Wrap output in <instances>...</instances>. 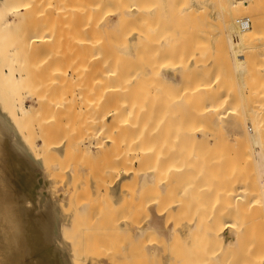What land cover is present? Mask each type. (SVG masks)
I'll return each mask as SVG.
<instances>
[{
    "label": "bare ground",
    "instance_id": "obj_1",
    "mask_svg": "<svg viewBox=\"0 0 264 264\" xmlns=\"http://www.w3.org/2000/svg\"><path fill=\"white\" fill-rule=\"evenodd\" d=\"M34 1H36V0H34ZM41 1L42 2H38V3L32 1V5H33L32 6L31 3H30L31 1H29V0H0V28L1 27H5V28H7V30L8 29L10 30L11 28L14 27L12 24H15L16 27L20 26L21 29H22V31L17 35L18 39H15L16 41L13 40L14 42L12 41L10 43L9 47L6 46V45L4 47L3 46L0 47V59L2 60V64L0 66V81L4 82L6 84H9L11 86H14V87L18 86V85L21 86L19 88V90L18 89H16V91L14 90L15 94L12 97H10V99L8 100L10 109L15 110V113L18 116L29 117V116H34L37 113H39V109L41 108L40 107V103L41 102H42V112L44 111V109L46 110V108L47 109H53V108L56 109V108H59V107H61V109H62V107L64 108L65 104L63 103L62 100H61V102H60V100L57 101V102H54L52 100V98H50V97H48V98L42 97V99H41V97H39V95L35 94L36 92L33 91L32 87L30 85L31 84L30 82L32 81V79L34 80L36 74L38 73L37 70H39L40 68L39 69H35L36 67H39V65H38L39 63L38 64H35V63L31 64V65H38V66H35V68H32V69L28 68V62H27L28 61V55H29V53L32 52L30 50H33V51L37 52L40 49L39 47H42V49H40V50H42V53L40 51L41 58L43 59L42 63L40 62L41 60H37V59H39L40 55L39 56L37 55L38 58L36 57L37 59H36L35 62L39 61L42 64V66L41 65L40 66L42 68V72L41 73H42L43 78H44V75H46V77L48 75V77H49L48 80L46 81V85H45L47 90L48 89L51 90L53 88L52 86H54V85H56L58 83H62L63 82L61 84V85H63L65 83L64 81L67 80L68 76H69L70 79H76V81H75L76 86H80V80L82 79L84 74L89 77V80H90L89 84L90 85H89L88 94L86 95V97L84 99L81 97L82 94L79 93L80 90H78V92L76 93L77 89H75L73 91V95H72L73 99L76 96L79 95L80 96V97H78L79 98V103H80V101H81V103L83 102V104L85 103V105L87 106V110L90 112L87 119H88V124L91 126V130L89 129L88 136L86 137V139H88V140L85 139V142H83V146H84V148L88 147L89 149H92L94 151L98 150V153L102 152V157L105 160L104 164L106 162H108V163L111 162L109 160L107 161V159H106V155L107 154H109V155L111 154L114 157L113 159L115 160V162L117 164H115V162H113V164H114V166L116 165L117 167H115V169H114L112 167L113 164H110V167H112L114 169V171L116 170V168H119L118 171L116 172V173L119 172V179L116 181L119 184L123 180L129 179L131 175L136 174L137 177L133 176L134 178L140 179L139 181H141V179H142V181L145 180L146 184H151L153 186L154 182L152 183V178L153 177H155V178L157 177L158 179L157 178L155 179L156 183H155L154 188L157 189V187H160L157 190L159 192V190L161 191V189L163 187H165L164 185H162L163 187L161 186V184H162L161 183V181H162L161 179H163L165 181L168 179V182L171 181V179H169V178H171V176H173L172 172L177 173V171H179L181 168H187V167L189 169H192L194 166L197 165L195 163L196 161L197 162L199 161V163H198V165H199L200 161H201V163H205L208 159H211V160L209 162H207V163H211V162L213 163V164L212 163L210 164L211 167H212V165L214 167H216L218 165V167H219L220 165L217 164L219 162L218 161L219 160V156H220V158H221V155L224 156V153H223L224 150L226 149L225 151L227 152V150L229 149L228 150V154L225 152L227 155L225 154L226 157H224L225 159H227L229 157V159H227V160L221 159L220 163L225 164L226 167L230 166L231 162H232V164H231L232 166H233V164L236 165L238 163L237 167H238L239 170H236L237 167L234 168L235 165L233 167L230 166L229 168H231V169L233 168V171H230L231 169H229V171H230V173H229V171H226V170H228V168H225L221 164L222 167L221 166L220 167L222 168L221 169L222 172H224L223 170L225 169V172H227V174L229 176V177H227V179H224V177L226 178L227 174L224 172L226 174L225 176L223 174L224 177L222 176V174L220 175V176H222L221 177V184L223 183L222 185H224V183H225V185H226L227 182L234 181L232 179H235V178H232V176L230 177L231 173H233L235 171L237 173H238V171L242 172V169L240 170V168H242V167H240V165L241 166L243 165V163L240 162V160L242 158H243V162L245 164L243 169L246 167V165L249 164L248 165L249 167L245 168V176L249 175L250 171H252L250 167L252 166L251 163H252V159H253V164H255L256 169L258 168L257 172L259 174L258 173L257 174L260 175L258 177L259 184H257V182H258L257 179H256L257 182L255 184V188H253L251 186V184H252L251 182H250L251 184L248 183V180L250 178H252V174L250 173V175H251V177L249 175L250 178L247 177V176L244 177V175H243V177L241 176V178L235 179V182H236V180H238V181L240 180L239 182H241L242 179H243V181L245 179L246 180L248 179L246 184L242 183V182L239 184V183H237L238 182L237 181L236 182L238 184L237 186L234 185V188H233V186H231V188H233V190L231 188H229V189L226 188L227 190H226V192H224L227 196L229 195V197L231 196L229 192H231L233 197H237L234 201L243 202L242 205H239V206H241L242 209L244 208L243 210L241 209L243 212L248 211V213L247 214L243 213L244 216L241 213L242 217H241V215H240V217L238 215H236L237 217L236 216L232 217L231 216L232 212H230L231 215H229V216L228 215L225 216V214H226V212H225L224 216H217L218 215L217 214L216 217H213L214 216L213 212H216L214 210H217L216 207H219L217 205L218 204L220 205L222 203L218 202V204H217V202L213 203V201H212V204H211L212 206L209 205V207L211 209L214 207V209L211 210L212 212L209 211L210 210L209 209L208 211H206L204 213L205 216L208 214L207 212H209L210 214L212 213V217L210 218L209 214H208V218L205 219L204 216L200 215V221L201 222H205V223H203V224L206 225V228H204L205 231H206V229L209 228V230H208L209 233H207L205 235L206 236H211L212 238L211 237L210 238L212 240L216 241L220 245V248H219L218 251L217 250L216 251L215 250H212V251L210 250V252L207 253V256L209 258L213 259V261L211 263H209V264H264V240L262 239V238H264L263 237L264 235L260 234V233H263V231H264V230H261V229H264V227L261 228V226L264 225L263 221H261L263 218L259 219V217H255L254 214H253V213H256L255 214L256 216H258V215L261 216L260 213H262V215L264 216V214H263L264 209L262 210V208L264 207V202H263V204L259 203V205H258L259 201L258 202L255 201L254 198H253V200H254L253 202L245 200V199H247L246 197L248 195L249 196L251 195V197H252L253 194H249V193L253 192V191H254L255 195L256 194L258 195V197H259L260 194L261 195L264 194V136H262L263 134L261 135V133L264 132V107H262V105L260 106V104L258 105V103L257 104L254 103V100L257 99L256 97H254V96H256V93H255L256 91L252 92L254 87L258 86V84L256 85V83H254V82H259V83L260 82H264V76H263L264 72H260V69L258 68V66H256L259 69L257 75L258 76L262 75L263 76V80L261 78L262 76L261 77H258V76L256 77V78H259V79L261 78L260 81H256V78L254 77L255 80H253L252 83H254L253 85H255V86L253 87V85H252L253 89H250V88L246 89V87H245L247 85V83L245 84V82L249 80V78H250L249 76H246V77H248V80H246L247 78L245 76H244V78H245L246 81L243 80L244 79L243 75L247 74L246 70H245L246 66H247V69H248L247 63L249 64L248 61L251 60V59L249 60L247 58L246 52H249V54L247 53V55L250 56L251 52L253 54L255 51H257L252 46L249 47L248 43H249V41H252L253 39H255L257 37V35H255V34H258V31H262V33H264V26H263L264 24H261L262 21L264 22V19L261 18L260 19L261 21H258L259 19L256 18L257 10L259 11V13H261L263 11L260 8V6H262L264 4L263 3L264 0H262V4H260V6L258 4H259V2L261 0H219L220 6H221V12H222V15L224 16V21H225V30H226V35L225 36H226V40H227L226 44L228 42V45H226V46H228V48H227L228 49L227 50L228 53L227 54H230V56H231V57H229V55H228V58H230V60L232 61V67H233V69L236 72H238L239 78L241 79L240 80L241 81V86L240 87H242V88L239 89V90H241L240 91V103H241L240 105L241 106H238V104H236L237 105L236 108L234 106H232V104H233L232 102L237 101V98H239V97L235 98L236 99L235 100L233 98V95L236 94V93L239 94V90H238V92L237 91H233V92H236V93L232 92L233 94H231V92L229 91V93L232 96L228 93V88H226L228 86L227 85L228 83H226V82H227L228 78H230V76L228 77V74H226L227 77H228V78L226 77V79H224L223 76H222V79H221V76L218 75V77H214V78H217L218 80H215V79L212 80V83L210 85L208 83H199L198 82V84H196L193 89H190V84H188V83H190V82L193 83L192 78H194V77L190 78L191 74H188V71H189L188 68L190 66V62H191L190 60H193L194 58L189 60L188 57H190L192 55L191 52L196 51L195 49L198 48V47L197 48L195 47V49H192L190 47L191 43H189V42L191 40L189 42H187L188 40H183V42L186 41L187 43H189V44H185L184 43L187 46L182 44L181 43L182 41L180 42V40L184 39V37H182V38L180 37V40L177 41V42L180 43V45H182L181 47L185 46L184 47L185 49L179 48L180 45L178 46V48L181 49V50H179L177 48L179 52L177 53L176 59L178 57H180L181 54L184 55V57H185V55H187V59H186V62H185L184 59L182 57H180V58H182V62H180V63L178 62L177 63V60H179V58L177 60H175V59H173L174 58L173 57L172 61L175 60L174 63L176 62L177 63V64L175 63L176 65L172 64L173 63L172 61H171L172 63L169 61L171 63V65H172V66H170L171 70H174L173 72H176V73H174L175 75L171 76V74H169V73H165V72L163 73L162 69L158 70L159 69V62L158 61H160L158 59H160L162 57L161 55H163V57H164V54H162L163 52L160 53V51L161 50H166V49L162 48V45H161L162 43L164 44L166 41H164L161 38L163 37V34L166 33L165 36L167 37L166 40L168 39L167 40L168 42L171 41L169 39H171L172 37H173V40L176 39V37L174 38V35H172V37H170L171 33L173 34V29L174 28L171 29L168 32V30L170 29L169 28L167 30V32H166L167 28L164 29L165 27L163 26L164 27V28L162 27L163 28V34L161 33L162 35H161V38H160L163 42L160 39L159 40L155 39L157 43H155V42H153V44L150 43V44H152V47L153 46L156 47V45H154V44L160 45V47H161V48L160 47L159 48L156 47L157 49L154 48V49H156L155 53L158 51V49H160L159 53H157V55L161 54L160 55L161 57L157 56L156 57V61L154 62L155 66H156V64L158 62V64H157L158 65V69L157 70H158V72L160 74L158 73V76H156V77L154 76L155 73L153 71V68L155 66H153L152 63H153V59H155V57L152 58V62H151L150 58L149 59L148 58H144V57H146L145 55L149 54V51H150L148 48L147 49L149 51L144 47V46L147 47L146 43H148V41H150L147 36L150 35V36L155 38L157 36L155 34V32L157 33V31L159 32V30H160L159 29L160 27H156V29L154 31L151 30V31H153L154 34L151 31L150 32L148 31L149 33L146 31V30H150V29H146V26H147V28L148 27L150 28V26H151V29H153L152 28V26L154 27L153 21L158 17V15H156L157 17L154 18L155 16L153 15V13H155V11H157V10H155L154 8H150V7H152L151 5H153L151 0L150 1L146 0V2L148 1L147 2L148 4H150L149 2H151L150 6L149 5L146 6V7H148L147 9H146V7H144V4L146 3V2H144L145 0H143V4L140 2L141 6H138V4H139L138 0H41ZM152 1H153L154 5H156V2L158 3V1H155V2H154V0H152ZM161 1L162 0H160L159 2L161 3ZM165 1H168V0L162 1V4ZM178 1L179 0L175 1L176 4H175V2L173 0L170 1V2H173L174 3L173 6L176 8L177 6L179 7L180 5H182V7H183L182 3H184L187 0H183L184 2L183 1H181V2L179 1L181 4ZM193 1H195V0H193ZM196 1H197V4H199L198 0H196ZM177 2H178V4H177ZM187 2H189V0ZM34 3L35 4L37 3V5L39 3H42V7L40 5L37 6L38 9L41 7L42 14H40V11H41V9H40V11H38L37 15L39 14L40 18L42 16V22H44V24L46 23V24H51L52 25L53 24L52 22L56 23L58 21H66V24L63 23V24H65V25H63V28L70 27L72 25V27H70L72 29V32H73L72 43H73L74 46L77 47V56H78L79 61L81 63L77 64V62L74 60L73 63H72L73 66L70 69V73H66V70L60 71L58 65L54 64V62H52L53 55L51 54L52 53L51 52V48H52L53 45H51L52 44L51 43V39H52V36H53V31H54L55 24H53L54 26L45 24V29L43 30L42 35H44V37L46 39L44 40V42L41 43L42 46L40 45V46L36 47V45H35L36 41L39 38L38 35H36V34H31L29 36L25 35V34H29V33H25V31H27V27H28V26L26 27V25L24 23L25 20L27 19L25 17V14L26 13L28 14L27 10L29 8V5H30V7L32 6L33 8L36 7V5ZM165 4H166V2H165ZM165 4H164V6H165ZM25 5H28V7H25ZM34 5H35V7H34ZM157 5H160V4H157ZM161 5H160V8L162 7ZM186 5L189 6V4H186ZM214 5H216V4H214ZM188 6H187V8H188ZM140 7H144V8H140ZM174 7H173V9L171 7L172 11L173 10H175V11L178 10V8L174 9ZM199 7L203 8L205 6L199 5ZM33 8H29V13H30V9H31V14H32V9ZM202 8H201V10H199L200 8L198 9L199 12L203 11ZM262 8H264V7L262 6ZM38 9H36V10H38ZM171 9H169V10L171 11ZM193 9H192V7L189 6V10L188 11L192 10V12H193ZM207 9L208 8H206V10ZM259 9H261L262 11L259 10ZM164 10H162V11H164ZM169 10H168V12H169ZM180 10H181V8H180ZM175 11H173V12H175ZM188 11H186L184 9L182 10L184 16H185V14L188 13ZM214 11H216V9H214ZM166 12L167 11H165V13ZM192 12H191V14H193ZM221 12L219 11V14H221ZM247 12H248V16H245V14L247 15ZM156 13L160 14V16H161V14L162 15L164 14V12H162V13L156 12ZM203 13H204V11L202 12V14ZM243 13H244V15H243ZM179 14H181V13H179ZM183 14H181V18L183 17L182 16ZM197 14H198V12H197ZM197 14H195V15H197ZM202 14H199V15L202 16ZM241 14L243 16H240ZM166 15H168V16L171 15V17L173 16L171 12H170V14L166 13ZM176 15H177V17L175 16V19L177 18L176 20H178V22H179V18H178L179 16H178V14H176ZM203 15H206V12ZM214 15H216V14H214ZM39 16L36 17V14H35V17H34L35 21H37L39 19ZM198 16H195V18L196 17L198 18ZM147 17H150V19L152 17V19L150 20L149 23L146 24V22L149 21V19ZM187 17L190 18V15H186L185 21L189 20ZM145 18L148 19L147 21H145L146 25L144 24V26H143V24H140V23L138 25V23H137V25H138L137 26L136 24H134L137 21L141 22V20H144ZM173 18H174V16H173ZM173 18H172V20H173ZM181 18H180V20H181ZM197 18H196V20H197ZM158 19L159 20L161 19V21L164 20L163 17L162 18L159 17ZM175 19L173 20V23L171 22L172 24H175V22H174ZM192 19L190 18V20H189L190 23L187 21L188 24L191 25L193 23ZM203 19L205 21V16H204V18L201 19L202 21L201 20L200 21L197 20L196 22L199 23V25H200L201 22H203ZM254 19H255V21L257 20L256 24H255ZM251 20L253 21L252 23H254L252 25H251ZM33 21H34L33 19H32V21L30 20L31 23ZM68 21L70 22L69 26H66V25H68L67 24ZM156 21H157V19H156ZM156 21H154L155 25L159 26V23L161 21L157 22V24H156ZM11 22H12V24L10 25L9 23H11ZM28 22H29V20H28ZM48 22H50V23H48ZM163 22H165V21H163ZM196 22H195V25H197ZM259 22H260V26H262V27L259 26ZM143 23H144V21H143ZM180 23L183 24V21H181ZM6 24H9L10 26H7ZM34 24H36V23H34ZM128 24L129 25L132 24V26H129ZM29 25H31V24H29ZM140 25L142 26V28L143 27L145 28V31L147 32L148 35H146L145 31L144 32L142 31L144 29L140 28L141 27ZM162 25L163 24L161 23L160 26H162ZM192 25L194 26V24H192ZM211 25L212 24H210V26ZM254 25L259 26V28L256 26L257 29H255L256 27ZM127 26H128V28L131 27V29H125V27L127 28ZM165 26H167V25L165 24ZM172 26H174L176 28L175 25H172ZM182 26H184V25H182ZM186 27H187V23H186ZM186 27L184 26V28H186ZM190 27H189L190 32L194 31V34L190 33L188 31L189 35H190L189 37H191L193 35L194 38L192 36L191 39L192 38L195 39L196 37L198 38V39L197 38L195 39L196 43L193 42L194 40L192 41L193 42L192 45H194V43H195L196 46H200L201 44L200 45L198 44L201 41L200 39H202V43L207 42L206 41L207 38H205V37L206 36L209 37V35L206 34V32L205 33L203 32V34H202L203 37L200 38L199 35H201V34H199L198 29H197L198 32H196L195 31L196 28L192 27L193 30L191 31ZM199 27L201 28L202 24ZM29 28H33V26H31ZM157 28L159 30H157ZM197 28H198V25H197ZM205 28H206V26L204 27V29ZM186 29H188V28H186ZM208 29L210 31V27ZM259 29H261V30H259ZM164 30H165V32H164ZM3 31H4V29H3ZM185 31H187V30H185ZM188 32H186L187 33V39H190V38H188ZM210 32H209V34H210ZM2 33H4V32H2ZM169 33H170V35H169ZM197 33H198V36L195 35ZM200 33H202V32H200ZM262 33L259 32V34H262ZM157 34L159 35V33H157ZM259 34H258V36H260ZM212 35H214V34L212 33ZM145 36H146V38H145ZM184 36H186V35H184ZM212 37L216 38L214 36H212ZM143 38H145V39H143ZM204 38H205V41L203 40ZM141 39H143V40L147 39L148 41H143ZM260 39L261 38H259V41H263L264 40V38H263V40H260ZM155 40L153 39V41H155ZM253 41H252V44H253ZM254 42H258V41L256 40ZM262 43L263 44H261V48L263 47V49H264V46H262V45H264V42H262ZM150 44H148V45L150 46ZM209 44H210V42H209ZM168 45H170V44H168ZM174 46L177 47V45H174ZM201 46H203V44ZM253 46H255V45H253ZM34 47L38 48V49H34ZM164 47H167V46H164ZM175 47H173V48L175 49ZM186 47L187 48L189 47L188 48L189 51L191 49L193 51L189 52L188 50H186ZM251 47L254 50L250 52L249 48H251ZM256 47H257V45H256ZM144 48L148 51V53H146L144 55V57H143V53L145 52V50H143ZM173 48H172V50H173ZM199 48H198V50H199ZM151 49H153V48H151ZM169 49H171V48H169ZM248 49H249V51H247ZM141 51H143V52H141ZM171 51H168V52H171ZM181 51L182 52L188 51V54L186 52H185L186 54L181 53ZM244 51H246V52L244 53ZM176 52H177V50H176ZM210 52H211V49H210ZM141 53H142V55H140ZM152 53L153 52H151L150 55H152ZM179 53H181V54H179ZM263 53H264V51H263ZM263 53L259 52V54H262V55H263ZM34 54H36V53H34ZM214 54H218V53H214ZM256 54L258 56V53H256V52L253 54L252 57L250 56L252 58V60L255 57H257ZM21 55H22V57H24V55H26L27 57H24V59H23L21 57ZM211 55H213V54H211ZM218 55H220V54H218ZM193 56H191V57H193ZM260 56L258 57L259 59H260ZM216 57H214V58H216ZM221 58L222 57H220V60H217V61H221L223 63V66L226 68L225 70H227V67H226L227 66V62L225 63V61L228 60V58H225V60L222 58L224 60V62L221 60ZM262 58L264 60V56H262L261 59ZM216 59H219V57L216 58ZM247 59H248V61H247ZM82 60H84V61L82 62ZM142 60H143V62L145 60L144 64L141 62ZM162 60L163 59H161V61ZM187 60H189V61H187ZM258 60H256V64H257ZM263 60L262 61L260 60V63L262 62V66L264 67V64H263L264 61ZM29 62H31V61H29ZM166 62H167V60H166ZM251 62L252 61H250V64H251ZM224 63L226 64V66L224 65ZM260 63H258V64H260ZM165 64H162V65H165ZM253 64H255V61H254ZM169 65L170 64L167 63L166 66H169ZM194 65H195V63H194ZM195 66H198V65H195ZM220 66H221V64L219 65V67ZM251 66H250L251 69L249 68L250 69V73H252V71H254L252 69H254L255 65L254 66L251 65ZM260 66H261V64H260ZM160 67H161V65H160ZM224 67H223V70L221 68L219 70L225 71ZM193 68H191V66H190V70L191 71H192ZM195 68L192 71V75H195V73H193L194 71H196ZM228 68H230V67H228ZM28 69H31V71L35 69L36 71L35 70L34 71L36 72V74H34V76H33L32 73H34V71L31 73L30 71H28ZM177 69L180 70L179 73H177V71H176ZM219 70H217L216 72L219 73ZM229 70H227V71H229ZM191 71H190V73H191ZM227 71H225V72L228 73ZM155 72H157V71H155ZM256 72H254V73H256ZM229 73L231 74V72H229ZM254 73H252V74H254ZM186 74L189 76L190 79L187 80ZM236 74L237 73L234 74L235 77H236ZM259 74H261V75H259ZM249 75H251V74H249ZM40 76L41 75H39V77ZM153 76L155 77V79H157V81L154 79L156 81V83L158 81H160V82H162V84L168 85L167 87H168V89H171V91L176 90V92H174L175 94L173 95V98L174 97L175 98L178 97V99L174 98L175 101H173V102H176V100H178V101L181 100V97L183 99V100H181V105H179L180 103L178 101L177 102L179 104L177 102L174 103L175 106L176 105L180 106L181 107L180 109L178 107L173 106L171 103L167 104L169 101L172 102V100H169L168 102L166 101L167 103L166 102L165 103L168 105V109H169V106L173 107L174 109H176L175 112H174V110L172 112V110H171L172 108H170L171 111L169 110L168 111L169 113H172V114L175 113V115H177L176 114L177 111H179V110L183 111L185 109L186 113L189 112L188 114H191L190 112H192V111H189V108H190L189 106L190 105L189 104L186 105V103L188 101H189V103L191 102V104H192V98L193 97L191 98L189 95H191V96L193 95L196 98V100H198V102H199L198 103L199 106H197L195 108V110H193V112H192L193 113L192 115H193V118H194L193 121L196 120V121L200 122L197 125H193L192 124V123H194L191 120L192 116L188 120V116H190V115H188L185 118L183 116V115H185L184 111H183L184 113L181 111L182 115L179 114L180 111L177 112L179 114V116L181 115L180 117L183 116L182 118H185L183 120V123L185 121V123H184L185 127H186V125H187V127H189V123L191 125H193L194 127L199 125L198 127H195V128L192 127L191 129L190 128L188 129V128H184L183 127L184 125H183L182 122L180 123V126L183 125L182 126L183 130L187 129V130L184 131V135H182V137L185 136L184 139L186 138L185 140H188L186 142L189 143V144H186V142L183 139V142L185 143V145L186 146L189 145V148H188L187 151L190 152V153H188V156L186 158H185V156L187 155V151L185 150L186 152H184L183 149H181V151H183V152L179 151L178 150V145L179 144L178 145L174 144V147L176 146L175 148H177L176 151L177 152L179 151L178 154L175 151V148H173V144H172V146H171L172 148L170 150H168L167 152L165 151V153L162 152L164 150V148L167 149V147H166L167 144L165 143L164 148L161 149L160 144H159V138L160 137H158V136H159L162 128L159 129L160 128L159 127V128L156 129V127L157 126H163V127L165 126V129H163V130H166V125H168L169 121H167L168 117L167 118H163L164 117L163 116L161 118L163 120L165 119L166 122H168V123H166L165 121H163V123H162V121L159 119L157 121L158 122L161 121L160 123H162V124H160V123H158L156 121V117H155V122L157 124H160V125L156 124V127L152 125L151 121L153 120L152 119L153 118L152 117L153 116L152 115V106L153 105L151 106V103L152 104H154V103L151 100H154V99H152V96H153L152 94L157 93L155 91V89H154L155 92L154 93L152 92V86L154 84H151L152 82H150L151 81L150 78L153 77ZM214 76H216V75H214ZM50 78H52V79L54 78V80H55V78L56 79L58 78V79L53 81V80H50ZM158 79H160V80H158ZM220 79L223 80V82L226 80L225 81L226 87H224V88H226L227 90L224 91V92L225 93L227 92L229 95L228 94H226V95L224 94L225 96L221 95V94H223V92H221L223 90L221 89V91H220L219 89L222 87L221 85H223V83L222 84L220 83V81H221ZM58 80H60V81L58 82ZM186 80H187V83H186ZM251 80H249V81L251 82ZM56 81H57V83H56ZM198 81H200V80H198ZM228 81H230V80H228ZM200 82H202V81H200ZM233 82L234 81H232V84H234ZM187 85H189V86H187ZM214 85H217L216 87L218 89L217 88L215 89ZM154 87H155V85H154ZM165 87L166 86H164L162 88V90L165 89L164 93H165L166 88H167V87L166 88ZM250 87H251V85H250ZM260 88H261L260 91H258V89H257V91H258L257 95L261 94L260 92H262V89L264 91V87L262 88L260 86ZM234 90H237V89H234ZM157 91H158V89H157ZM166 92H168L166 94H169L170 91L168 90ZM161 94H163V93H161ZM161 94H157V98L158 99L155 96L154 97L159 101V98H161V97H158V95H161ZM166 94H164V95H166ZM171 94H170V96H171ZM263 94H264V92H263ZM188 96H189V98L191 100L189 98H187ZM186 98L189 99V100L186 101ZM225 98H226V100H225ZM258 98H259V96H258ZM25 99L28 100L27 101L28 104L26 103ZM184 99H185L186 103H185ZM263 99L264 98H261V95H260V99H257L256 102L257 101H259V102L262 101L263 102L264 101ZM157 100H154V102L157 101ZM167 100H168V98H167ZM164 101H165V99H164ZM226 101H228V102L226 103ZM160 102H162V98H161ZM230 102L232 103L230 105L233 108L232 110L235 109L236 112L240 113L239 116H238L239 120L241 119V117H243L242 118L243 121L245 120L243 123H241V121H239V120H238L239 123L232 122V120H231V122H229L230 120H227V119H229L228 117H233L232 115H229V114L236 113L235 110L234 111L230 110L231 107H230V109L229 108L227 109V107L224 105L225 103L227 105ZM237 102L239 103V101H237ZM165 103H163V104L166 105ZM156 104L158 106V104H160V103L159 102L158 103L155 102V105H154V107L159 108V107L156 106ZM182 104H185L186 106L185 105L184 106L186 108H183ZM233 105H235V103ZM79 106H80L79 108H81L82 105H79ZM187 107H189V108H187ZM238 107H240V111H239V109L237 110ZM160 108L162 109L161 106H160ZM186 109H187L188 112L186 111ZM154 110H156V109L154 108ZM162 110L165 111L166 109L164 108ZM168 112L166 111L165 117L168 116ZM154 113H156V112H154ZM236 114H235V116H236ZM159 115L160 114H158V116ZM7 116L8 115L6 113L0 112V231H1L0 232V264H23V263H20L21 261L17 257L18 256V252L17 251L10 252L12 254H9V255H4V252H6V249H5L6 239L4 238L5 234H17V239H18V241L21 244H24L26 246H30V248H32V250L36 252L35 255L32 253V257L37 256V252H39L41 250H42V253L43 252L45 253L47 251H52L53 252V250H54V253H57L59 255L63 254V252L65 251L64 244L66 242L64 241L65 243L64 244L61 243L60 245L57 244L56 234L54 232V225H51L49 223H43L42 225H40L39 223H35V225H34L33 223L26 222L25 218H22V216H26L28 214L27 213L28 210L24 206H22L20 204L19 200L16 199V198L19 196V190H18L19 187L22 185L23 182H25V180H28V178H27L26 174L21 175V174L18 173V170L20 168L16 167L15 164H16V160L17 159L18 160L21 159V161L24 162L23 157L27 156L26 154L30 155L29 151L27 150V149H30V147H28L26 145V143H24V141L22 139L21 140L19 139L20 138V132L18 131V129L15 126V124L13 122H12L13 124L10 122V120H9V118ZM170 116H171V118H172V116H173V118L175 117L174 119L177 118V121H178V118H180L179 116H174V115H169V118H170ZM43 117H45V115ZM61 117H62V115H61ZM52 118H53V115H52L51 119ZM65 118H64V120H65ZM159 118H160V116H159ZM171 118L169 120L172 121L173 118L172 119ZM182 118H180L179 121H181ZM54 119H55V123H56L58 121V118H55V116H54L53 120ZM53 120L50 121V119H49L48 121L52 122ZM66 120L68 121L67 118H66ZM190 120L192 121V123L190 122ZM226 120H227V124L229 123L228 126L225 123ZM187 121L189 122L188 124H187ZM46 122H47V120H46ZM164 122L166 123V125H163V124H165ZM220 122L223 123V124H220ZM43 123H45V122H42V124ZM52 123H54V122H52ZM55 123L53 124V128H54V125H55L56 126V129H55L56 131L53 128H51V127H50L51 129H49V127H47V126H49V124L45 123L47 125L46 126L47 130L48 131L51 130L53 132H51V131L47 132L46 131L47 133H49L50 136H47L48 134L47 135L45 134L46 136L42 135L41 144H42V149H43L42 150L43 151L42 155H43V153L48 154V157H51V159H52V160L50 159V161H53L52 164L55 165V166L54 165H52V166H54L56 168L58 166V165L56 166V163L58 162V164H60L59 160H61L64 157H66V160H67V158H69L68 156H66V155H69L67 153L68 151L66 149V145L68 146V142L67 141H69V140H66V139H69L70 137L69 138H64V137H62V136H64L62 134L60 139L64 138L66 141L65 140L55 141V140L58 139L60 134L63 133V131H61L62 130L61 127L64 125V124L61 125V123H60V125L58 123H56V124ZM63 123H64V121H63ZM149 123H150V126H149ZM175 123H177V122H175ZM234 123H235V125H234ZM236 123H237V125H236ZM216 124L220 125L219 126V130L217 129L218 125H216ZM58 125L61 126L60 127V133H58L59 132L58 131L59 130ZM229 125H230V127L232 125V127H231L232 129L237 126V128H236L237 130L234 129V131H237L238 133L234 134V132H232L234 136L235 135L238 136V137H236V139H233V140H237L236 141L237 143H235L234 141L232 143H233V145L236 144L238 147L237 146L234 147L235 145L233 146L231 141L230 142L228 141L229 139H227V142H228L227 143L226 140L224 139V136L222 137V135H220V134L218 135L217 134V136L218 137L220 136V137L219 138L216 137V138H218V140L220 142L217 140L218 144H214V145H217L216 148L218 147L219 149H221V152L219 150L220 155H218L219 152L216 151V148H214V150H212L213 147H210V145H209V147L211 148V151H213V152L216 151L217 152L216 154L211 152L209 147H207V148H209V149H207L208 151H210L209 153H208V151H206V148L203 149V146L206 147V145L210 144L209 141L213 142L214 140H216V138H214V136H216V133H214L213 131H216V129H217L219 131V133H222V131L224 129L221 131V129H222L221 126H224V128L227 127L225 129V131H224V132H226V130L229 128ZM180 126H178V127H180ZM46 127L43 128V126H42V130H46L45 129ZM85 127L87 128L88 126H85ZM169 127H167V128L169 129ZM171 127H173V126H171ZM171 127H170V129H171ZM182 127H180V128H182ZM214 127H216V128H214ZM65 128H66V126H65ZM67 128H68V126H67ZM70 128H69V131L71 132ZM168 129L166 130V132L169 131ZM230 129H228V130L231 132ZM87 130L88 129H86V131ZM158 130H160L159 133H158ZM173 130L174 129L172 128L170 130V132L173 131ZM175 130H176V128H175ZM177 130H179V128H177ZM177 130H176V132H177V134H179ZM54 132L55 133L57 132V135ZM70 132H69V134H70ZM43 133L44 132H42V134ZM52 133H54L56 136L55 135L52 136ZM157 133H158V135H157ZM212 133H214V136L212 135ZM227 133H228V131H227ZM85 134H86V132H85ZM163 134L168 136L167 134H169V133L163 132ZM171 134H173V133H171ZM171 134H169V136H168L169 138H171L170 137ZM181 134L182 133H180L179 136H181ZM200 134L204 136V140H200L199 139V135ZM226 135H229V134H226ZM44 136L47 137L48 141L46 140V138ZM210 136H213V141H212V137H210ZM234 136H233V138H235ZM173 137H174V135H173ZM182 137H179V140L180 139L182 140ZM48 138H50V139H48ZM222 138L225 140L224 142H222L223 141ZM170 141L173 142L174 139L173 138H172V140L168 139L167 143L170 142ZM176 141L178 142L177 138L175 139L174 142L176 143ZM183 142H182V144H183ZM105 143H106V147L104 146ZM170 144H171V142H170ZM182 144H180V145H182ZM22 145L24 147H22ZM81 145H82V143H81ZM180 145H179V148H181ZM214 145H212V146H214ZM219 145H221L223 147H219ZM229 145H232V146H229ZM226 146H229V147H226ZM21 147H22V149H21ZM25 147L27 149H24ZM104 147L106 148L105 150H104ZM84 148H82V149L85 150ZM89 149H88V151H87V149L85 151L89 152ZM238 149H239V151H238ZM201 150L204 151L205 153L207 152L208 154L212 153L211 154L212 156H210L212 158H210L209 155H207V157H206L205 154H202ZM222 150H223V152H222ZM232 150H234L233 151V155H231ZM108 151H109V153H108ZM169 151H170V153H169ZM173 151L175 153V156L177 154L178 155L177 157H180V159L177 158L178 160H182L183 158L186 159V160L183 159L184 162H185V165H187L186 167L184 165L183 160H182L183 163L180 161L182 164H179L178 160L174 159L175 161H177V162H175V161L172 160V158L170 159V157L171 156L173 157V155H174L172 153ZM230 151H231V153H230ZM32 153H34V152H32ZM46 154H44V156H46ZM90 154H92V153H90ZM167 154H170V155L172 154V155L171 156L168 155V160H167V158L165 160L163 158V155L167 157ZM179 154H181V155H179ZM229 154H230V156H229ZM103 155H105V157ZM109 155H107V157ZM236 155L238 156V158L241 156V159L239 158V160H238ZM175 156H174V158H175ZM203 157L207 158V160L205 159L206 161H204V162H203V160H204ZM214 157H216V158L218 157V158L214 159ZM110 158H111V156L108 159H110ZM102 159H101V161H102ZM163 159H164V161H163ZM193 160H194V162H193ZM214 160H217L216 161L217 163L214 162ZM222 160H224L225 163ZM229 160H230V162H229ZM232 160H234V161H232ZM62 161H65V159L61 160V162ZM67 161H69V159ZM172 161L175 162L174 163L175 166L173 165L174 171L171 168V170H172V172H171V170H170V168L168 166V163L171 162V164H173ZM188 161L191 162L192 168H190L191 167L189 165L190 163L189 164L186 163ZM66 162H64L65 163V169H66V167L69 166V165L66 166V164L69 163V162H67V163ZM165 162L167 163L168 167L166 166ZM192 162H193V164L195 163V165H193ZM228 162H229V164H226ZM45 163H46V165L49 164L47 162H45ZM108 163H106V164L109 166ZM162 163H165V164L162 165ZM176 163H177V165H176ZM61 164H60V168L62 167V169H63L64 166H61ZM101 164H102V162H101ZM27 165H28V162H27ZM71 165L72 164H71V161H70V167H74V165L73 166H71ZM164 165L167 168H164L165 169V173H164V175L161 178V177H159L161 173L159 172V168L158 167L160 166L161 168H163L162 166H164ZM108 166L105 167L103 165L102 169H104V168L109 169ZM202 166H205V165L202 164ZM206 166H207V164H206ZM70 167L66 170L68 173H69L68 170H70L71 172L75 171V170H73V168L71 169ZM218 167H216V168H218ZM136 168H152V169L151 170H141V171L137 172ZM175 168L177 170H175ZM201 168H203V167H201ZM206 168H207V170L209 169V171L211 169V168H209V166H207ZM247 168L248 169L250 168V171L247 170ZM57 169H58V167H57ZM57 169L55 171H57ZM74 169L79 171V172L77 171L78 172L77 175H80L79 173H81V172L84 173V171H86L85 170L86 168H83L84 171L79 170L77 168H74ZM89 169L91 170L92 168H89ZM97 169L98 168H96V170ZM107 169H104V172ZM113 169H111V170H113ZM28 170H29V175H30V181L31 182L35 181V179H36L35 177H37L36 176L37 173H35L36 174L35 175V174H33V172H35L36 169L34 170L33 168H28ZM42 170H44V172H46L47 168H46V170H45V168L42 169ZM63 170H61V171H63ZM90 170H88L89 171L88 177L91 174ZM48 171L46 173L42 172V186L41 187H43V188L48 187L46 182H50L49 180H51L48 177V173H50L51 171L50 172H48ZM61 171L59 170L58 172H61ZM93 171H94V168H93ZM100 171H102V173H100V174H99V172H98L97 175L91 174V178H90L89 182H90L92 190L94 192H98L100 190V187H102V186H104L103 187L104 189H105V186H106V187H108V189L112 188V190H116L117 186L111 185L113 181L115 182V180H113L114 178L112 177L113 175L110 174L111 177H112L111 178V177H107L108 175H106V173H105V175L108 178V180H109V178L112 179V180H109V181L107 180L106 181L107 178L104 176L103 170H100ZM114 171L112 173H114ZM205 171H206V169H205ZM246 171H247V174H246ZM58 172H54V173L56 174ZM63 172L60 173V175H62V176L64 175L65 176L66 172L65 173H63ZM75 172L73 174H75ZM109 172L110 171L108 170L107 173H109ZM211 172H213V167H212V171H210V173ZM214 172H216V171L214 170ZM236 172H235V174H236ZM254 172H252L253 176H254ZM43 173L45 175L47 174L46 176L48 177V179H47L46 176H45L46 178H44ZM169 173H170V175H169ZM216 173H218V172H216ZM243 173H241V174L238 173V175H242ZM94 174H96V173H94ZM235 174L233 173L232 175L235 176ZM52 175H54V174H52ZM204 175L209 176V174L207 172L204 173ZM54 176H56V175H54ZM62 176H60L59 179H61ZM72 176H73V178H75L74 177L75 175H72ZM82 176L86 177L85 174H83ZM66 177L67 178H65V177L64 178L67 179V180L64 179V181H62V182H66V181L68 182L70 176H68V174H67ZM237 177L238 176L236 174V178ZM38 178L39 177H37V179ZM54 178H56V177H54ZM229 178H231V179L228 180ZM57 179H58V177H57ZM59 179H58V182H59ZM78 179L76 178V180H78ZM252 180H255V179H252ZM39 181H41V177H40ZM139 181H138V183H139ZM215 181H217V180H215ZM222 181H224V182H222ZM44 182H45V184H44ZM168 182H166L167 184L166 183H164V184H166L169 187L170 186V184H169L170 182L169 183ZM71 183L73 184L72 180H71ZM77 183L78 182L74 183V185H76ZM118 183H117V185H118ZM216 183H214V184H216V186H217L219 183H218V181ZM156 184H157V187H156ZM208 184L206 183L205 186L207 187ZM229 184H231V183H229ZM229 184H227L226 186H228ZM241 184H243V185L245 184L248 189L250 188V187H248L250 185L251 188L254 189V190H252L251 188L248 190L245 186H243ZM213 185L211 184V186H213ZM252 185L254 186V184H252ZM256 185H258V186H256ZM167 186H166V188H167ZM216 186H213V188L216 187ZM219 186H220V184H219ZM61 187H62V189H64L65 186H61ZM210 187H208L209 190L207 188H205V187L204 188L202 187V189H204L203 191L205 193L207 191L209 193L210 189H212L214 191V189L210 188ZM166 188H164V190H167ZM216 189L219 190V187H216ZM212 190H211V193H212ZM224 190H225V188H224ZM155 191L153 190V194L156 193ZM216 191H214V192H216ZM164 192L161 191V192H159V194L161 195V193H163V196L162 195L161 196L164 197ZM169 192L170 191L168 190L165 193H169ZM45 193H46V190L42 193V195H44ZM208 193H206V194H208ZM220 193L216 192V194H220ZM160 195H159V197H161ZM152 196H151V198H152ZM227 196H225V200H226V198H228ZM214 197H216V196H214ZM217 197H219V199H220L222 196L219 195ZM263 197H264V195H263ZM156 199L154 201L150 199L149 204H148V202L146 203L145 201H143V202L146 203V204L145 203H143V204L146 205L145 207L148 210H146V211L143 210L145 208L144 205L140 206L141 209H142V207H144L141 210V213H140L142 218H140L141 220H139V222H138L139 224H135L133 226V228L135 230L144 231L147 228H152V229L158 228V227L161 226L162 220L166 218V221L169 223V229H171V230L172 229H177L179 231V233H180V237H183L182 239H184V237H185V240H186L188 238V236L192 235L191 231H194V230L195 231H199V232H203L204 231L201 227H204L205 225L204 226L202 225V223L199 221V219H197V216L196 217L187 216V217H184V218H182V217L181 218L172 217L171 214L174 213L175 209H177V212L179 211L178 210V208L180 207V203L179 202H178V205H179L178 208L174 207L176 205V202H174L175 204L173 203L174 205L171 202L172 205L171 206H170V204H168V205L170 207H172V206L173 207L172 208H168V209H171V210H167L166 209L167 206L164 207L163 209L160 208L164 204L160 205V207H159V202L160 201L158 202V200H156ZM258 199H260V198H258ZM2 201H6V203L8 205L4 206V203H2ZM169 201H170V199H169ZM175 201H177V200H175ZM219 201H221V199ZM166 202H168V201L166 200ZM223 202H224V200H223ZM227 202L230 203V201H228V199H227ZM161 203H163V201ZM208 203H210V202H208ZM232 203H234V202L232 201ZM147 204H148V206H147ZM214 204H216V205H214ZM260 204L263 205V207H259V206H261ZM244 205H245V207H244ZM232 206L230 205V206H228V208L231 210ZM253 207H255V208H253ZM256 207L259 209V211L256 209ZM224 208L226 209L225 206H224ZM252 208L254 209V210H252V211H254L253 213L251 212ZM234 209L235 208H232V211ZM255 210H257V212H255ZM147 211H150V213L149 212L147 213ZM219 211L220 210H218V212ZM236 211H240V210H237V208H236ZM249 211H250V213L253 216L251 214H249ZM143 212H145L144 213L145 215L147 213V216H142ZM171 212H173V213H171ZM164 213H169L171 216L170 215L169 216L168 215L164 216ZM214 214H216V213H214ZM246 215H247V217H246ZM201 217H203L202 220L204 219V221L201 220ZM249 217H252V218H249ZM7 219L10 220L9 225L11 224V226L8 227V230H7V228L3 229V222H4V220H7ZM246 219L247 220H251V222L249 221V223H247L249 225H247L245 223L244 224L242 223V224L243 225H247L248 229L250 230V232H251V230H253L251 233L254 232L253 233L254 236H252V234H251L250 237L252 239H250V237L247 238V239L250 240V242L246 239L249 243H247L246 246L244 245L245 247L240 249V254L237 253L239 255V257H238L237 254H234L236 256H234L232 254H230L231 257H230V255L227 256L228 252L227 253L223 252L224 248L227 249L230 245L232 247L233 244H235L236 242L239 243L238 241L241 242V240H243V238L241 239V237L243 235H245L247 237L248 234H250L249 230L245 229V227L247 228V226H243L241 223H239L240 220H243L242 222H244ZM254 219H255V224H252V221L254 223ZM197 220L199 221V223H201L200 224V226H201L200 228H199V225L197 223ZM247 220L245 222H248ZM18 221H20V223H18ZM126 221H129V219L127 217H120V218H118V220L114 221V224L116 223V224L121 225V224H123ZM257 221H260L261 223L257 222ZM259 224H261V225H259ZM253 225H255V226H253ZM257 228H259V229H257ZM199 229H201V230H199ZM210 229L212 230V232H210ZM254 229L257 230V232L254 231ZM243 230L246 231V233H248V234H246V233L243 234L244 233V232H242ZM204 233L205 232H203V234ZM199 234H201V233H199ZM255 234H256V236H255ZM257 234H258V236L260 234V236L258 237L260 239L259 240L257 239L254 242L253 239L257 238ZM256 241H258L259 244H258V242L256 243ZM232 242H234V243L232 244ZM260 242H262V243H260ZM255 244L256 245L258 244V245L256 246ZM260 244H262V245H260ZM258 246H260V248H258ZM226 249H224V251ZM224 254H226V256H224ZM93 257H92V259H93ZM236 257H238V258H236ZM42 259H43L42 264H46V262H44V261L47 260V258L42 255ZM92 259H90V260H92ZM221 259H222V261H221ZM83 261H84V259H83ZM83 261H81V263H83ZM92 261H94V262L96 261L95 257H94V259ZM96 262H99V264H100V261H96ZM36 264H39V263H36ZM91 264H93V263H91ZM196 264H207V263L199 261Z\"/></svg>",
    "mask_w": 264,
    "mask_h": 264
},
{
    "label": "rangeland",
    "instance_id": "obj_2",
    "mask_svg": "<svg viewBox=\"0 0 264 264\" xmlns=\"http://www.w3.org/2000/svg\"><path fill=\"white\" fill-rule=\"evenodd\" d=\"M29 1H31L30 3H31V5H32V1L33 2H42L41 0H36V1H34V0H29ZM148 1H150V0H148ZM147 1V2H148ZM155 1H158V3L156 2V5L157 4H162V1H164V0H162L161 1V3L159 2L160 0H154V2ZM170 1H172V0H168V1H165L166 2V4H165V2L161 5L162 7V9L160 8V5H154V3H153V1L151 0V2H152V4L153 5H151L152 7H150V8H154L155 10H157V11H155V13H153V15L155 16L154 18H156L157 16L156 15H158V17L156 18L157 19V21H156V19L154 20V21H156V24H157V22H160L161 21V19L159 20L158 18L160 17V18H162L163 17V21H165V22H163V21H161L160 23H159V26H157V25H155V23H154V21H153V24H154V27L152 26V28L153 29H151V26H150V28L148 27L147 28V26H146V29H150V30H146L147 32L149 31H151V30H155L156 29V27H160L159 29L161 30H159L158 28H157V30H159V32L157 31V33H159V35L155 32V34L157 35H155L156 37L154 38V37H152V36H147L148 37V39L150 40V41H148L147 39L146 40H143V39H145L146 38V36H145V38H143V39H141V40H143V41H148V43H146L147 44V47L146 46H144L146 49L148 48L151 52H153L152 53V55H150L151 54V52L149 51V54H146V53H148V51L144 48L143 50H145V52L143 53V57H144V55L146 56V57H144V58H150L151 59V62H152V58H154L155 57V59H153V63H152V65L153 66H155L154 64V62L156 61V57L157 56H160L161 54H158L157 55V53H159V50L160 49H158V51L155 53V51H156V47H160V45H157V44H154V45H156V47H152V44H153V42H155V43H157L156 42V40L155 39H157V40H159L160 38H161V35L163 34V28L164 29H166V32H167V30H168V32L171 30V29H173V34L171 33V36L170 37H172V35H174V38L176 37V39H174L173 40V37L171 38V39H169V40H171V41H167L166 40V33H164L163 34V37L161 38V39H163L164 41H166L165 43L167 44H163L162 42V48H164V49H166V50H161L160 51V53L161 52H163L162 54H164V57H163V55H161L159 58L160 59H158V60H160L161 61V59H163L161 62L160 61H158L159 62V69H158V62H157V64H156V66L153 68V71H154V73L156 74H154V76L156 77V76H158V70H161L162 69V71H163V73L165 72V73H169V74H171V76L172 75H175L174 73H176V72H173L174 70H171V68H170V66H172L171 65V63L172 64H175L174 63V61L175 60H177L178 58H179V60H177V63L179 62H182V58L184 59V61L186 62V59H187V55H185V57H184V55H182L181 53H184V54H188V51H189V47L187 48L186 47V50H188V51H184V52H182L181 51V53H179V54H181V56L180 57H182V58H180V57H178L177 59H176V56H177V53L179 52L178 51V49L179 48H183V49H185L184 47L185 46H187V45H185V44H189V43H191V45L193 44V42H195L196 43V38L195 39H193L194 38V36H193V38L191 39V37H189L190 35H189V32H190V30H189V27H190V29H191V31L193 30L192 29V27L193 28H196L195 29V31L196 32H198L199 31V34H201V35H199L200 36V38L201 37H203V32L205 33L206 32V34H208L209 35V37L208 36H206L205 38H207L206 39V41L207 42H205V43H202V39H200L201 41L198 43L199 45L201 44H203V46H196L195 45V43H194V45H190V47L192 48V49H195V47L197 48H199V50H198V48L197 49H195L196 51H194V52H191V51H193L191 48V50L189 51V52H191V56H193V57H188L189 58V60L190 59H193V60H190L191 62H190V66H191V68H195V70L196 71H194L193 73H195V75H192V71H193V69H192V71L190 70V66H189V71H188V74H191V76H190V78H192V77H194V78H192V80H193V83L192 82H190V83H188V84H190V89H193L194 88V86L196 85V84H198V82L199 83H208L209 85L212 83V80H218L217 78H214V77H218V75H220L221 76V79H222V76H223V78L224 79H226V77H227V75L226 74H228V77L230 76V78H228V80H230V81H228L227 80V82L226 83H228L227 85V87H226V83H225V81L223 82V80H221L220 81V83L222 84L223 83V85H221L220 87V91H221V89L223 90V91H221V92H223V94H221V95H226V94H228L229 93V91L231 92V94H233V93H236V92H233V91H237L238 92V90L239 89H241L242 87H240L241 86V79L239 78V74H238V72H236L234 69H233V67H232V61L230 60V58H228V55H229V57H231L230 56V54H227L228 52H227V48H228V46H226V45H228V42H227V44H226V30H225V21H224V16L222 15V12H221V6H220V3H219V0H198V3L199 4H197V1L195 0V1H193V0H189V2H187V1H183V0H179L180 2L181 1H183L184 3H182L183 4V7H182V5H180L179 7L177 6L176 8H178V10H173V11H175V12H173L172 11V9H173V5H174V3L173 2H170ZM174 2L175 1H177V0H173ZM178 1V2H179ZM143 4V0L141 1H139L138 0V6H141V3ZM144 2H146V0L144 1ZM146 2V3H147ZM151 2H149L150 4H151ZM169 2V3H168ZM178 2H177V4H178ZM179 2V3H180ZM187 2V3H186ZM213 4H212V3ZM261 2V3H260ZM259 2V6H260V4H262V0ZM37 3L35 4L36 5V7H35V5H34V7L36 8V9H38L37 8V6L38 5H40L41 7H42V3H39L38 5H37ZM145 3V4H146ZM189 4V6L190 7H192V9H193V12H192V10H190L193 14H191V12L190 11H188L189 10V6L188 5H186V4ZM264 3V2H263ZM144 4V7H146L147 5H149L150 6V4H146L145 5ZM164 4H165V6H164ZM171 4V5H170ZM175 4H176V2H175ZM181 4V3H180ZM214 4H216V5H214ZM192 5V6H191ZM199 5H201V6H205V7H199ZM33 6V5H32ZM30 7V5H29V8H33V7ZM39 6V7H40ZM143 6V5H142ZM172 7V9H171V7ZM187 6H188V8H187ZM258 6V7H259ZM263 7H264V4L262 5ZM262 6H260V8L263 10H261V9H259V10H261L262 12L261 13H259V11L257 10V15H256V18L257 19H259L258 21H261L260 19L262 18V19H264V8H262ZM41 7L38 9V10H36L35 8H33L32 9V14H31V9H30V13H29V8H28V14L26 13L25 14V17L27 18H25L26 20H25V25H26V27H27V31H25V33H29V34H25L26 36H29V35H31V34H36V35H38V40L36 41V43H35V45H36V47H38V46H42V42H44V40L46 39L45 37H44V35H42V33H43V30L45 29V24H44V22H42V16H41V18H40V16H39V14L37 15V13H38V11H40V9H41ZM144 7H140V8H144ZM169 7V8H168ZM200 9H199V8ZM148 7H146V9H147ZM165 10H164V9ZM168 8V9H167ZM175 7H174V9H176ZM180 8H181V10H180ZM201 8H202V10L204 11V13L203 14H205V12H206V15H203L202 14V12L203 11H201V12H199V10H201ZM206 8H208L207 10H206ZM216 9V11H214V9ZM35 9V10H34ZM169 9H171V11L169 10ZM186 10V11H188V13L187 14H185V16H184V14H183V12H182V10ZM199 9V10H198ZM162 10H164V11H162ZM168 10H169V12H168ZM180 10V11H179ZM165 11H167L166 13L168 14H170V12L172 13V15L174 16V18H173V16L171 17V15L170 16H168V15H166V13H165ZM179 11V12H178ZM219 11L221 12V14H219ZM35 12V13H34ZM156 12H159V13H162V12H164V14L162 15L161 14V16H160V14H158V13H156ZM197 12H198V14H197ZM34 13V14H33ZM174 13V14H173ZM179 13H181V14H183L182 16V18H181V14H179ZM190 13V14H189ZM259 13V14H258ZM30 14V15H29ZM35 14H36V17L37 16H39V19L37 20V21H35V19H34V17H35ZM40 14H42V9H41V11H40ZM176 14H178V18H179V22H178V20H176L175 19V16L177 17V15ZM195 14H197V15H195ZM199 14H202V16L201 15H199ZM214 14H216V15H214ZM262 14V15H261ZM186 15H190V18L192 19V21H193V23L192 24H194V26L191 24H188V22L190 23V18L189 17H187L189 20H187V21H185V19H186ZM198 16V18H197V20L198 21H200L202 18H204V16H205V21H204V19H203V22H201V24H202V27L200 28L199 26L201 25H199V23H197L196 21V18H195V16ZM243 15H244V13H243ZM242 14L240 15V16H243ZM28 16V17H27ZM33 16V17H32ZM192 16V17H191ZM245 16H248V12H247V15L245 14ZM32 17V18H31ZM153 17V16H152ZM152 17H151V19H152ZM209 19H207V18ZM148 19H149V21L148 22H146V24L147 23H149L150 22V17H147ZM172 18H173V20L175 19V24H172L173 23V20H172ZM180 18H181V20H180ZM184 18V19H183ZM201 18V19H200ZM212 18V19H211ZM255 18V19H256ZM32 19L34 20L33 22L34 23H36V24H34L33 22L31 23L30 22V20L32 21ZM148 19H144V20H141V22L139 21H137V22H135L134 24H136L137 25V23H138V25H139V23L140 24H143V26H144V24H145V21H147ZM255 19H254V21H255ZM28 20H29V22H28ZM172 20V21H171ZM57 21V20H56ZM143 21H144V23H143ZM168 21V22H167ZM181 21H183V24L182 23H180ZM187 23V27H186V23ZM196 22V24L198 25V28H197V25H195V22ZM202 21V20H201ZM210 21V22H209ZM213 21V22H212ZM257 21V20H256ZM256 21H255V24H256ZM152 22V21H151ZM172 22V23H171ZM177 22V23H176ZM253 21L251 20V25L252 24H254V23H252ZM263 22V21H262ZM261 22V24H264V22L262 23ZM28 25H27V24ZM48 23H50V22H48ZM53 24H55V27H54V31H53V36H52V39H51V45H53L52 46V48H51V54L53 55V57H52V62H54V64H57L58 65V67H59V70L60 71H63V70H66V73H70V69H71V67L73 66V61L75 60L76 62H77V64L78 63H81L80 61H79V58H78V56H77V47L76 46H74L73 45V43H72V36H73V32H72V29L70 28V27H72V25L70 26V27H66V28H63V25H65L66 24V21H58V22H56V23H54V22H52ZM63 23H65V24H63ZM69 21L67 22V24L68 25H66V26H69ZM72 23V22H71ZM163 24L162 26H160V24ZM168 23V24H167ZM172 25H175L176 26V28L174 27V26H172ZM180 23V24H179ZM185 23V24H184ZM10 25L12 24V22L11 23H9ZM9 24H6L7 26H10ZM29 24H31V25H29ZM33 24V25H32ZM52 24V25H53ZM145 24V25H146ZM151 24V23H150ZM165 24L167 25V26H165ZM210 24H212L211 26H210ZM5 25V26H6ZM14 27L13 28H11L10 30L8 29L7 30V28H5V27H1L0 29V47H4L5 45L6 46H10V43L13 41V40H15V39H18L17 38V35L22 31V29H21V27L20 26H18V27H16L15 26V24H12ZM46 25H51V24H46ZM51 25V26H52ZM127 25V24H126ZM129 25V24H128ZM137 25V26H138ZM182 25H184L186 28H188V29H186V28H184V26H182ZM204 25V26H203ZM258 25V24H257ZM257 25H254L255 27L257 26ZM6 26V27H7ZM31 26H33V28H29V27H31ZM43 26V27H42ZM50 26V27H51ZM54 26V25H53ZM129 26H132V24H130ZM141 26V25H140ZM139 26V27H140ZM164 26V27H163ZM206 26V28L204 29V27ZM210 27V31H209V27ZM259 26H260V22H259ZM259 26H257L258 28H259ZM264 26V25H263ZM12 27V26H11ZM35 27V28H34ZM163 27V28H162ZM208 27V28H207ZM257 27L255 28V29H257ZM260 27H262V26H260ZM4 29V31H3V29ZM140 28H142V26L140 27ZM181 28V29H180ZM200 28V29H199ZM31 29V30H30ZM125 29H131V27L130 28H128V26H127V28L125 27ZM142 29H144V30H142L143 32L145 31V28L143 27ZM197 29H198V31H197ZM263 29V28H262ZM185 30H187V31H185ZM259 30H261V29H259ZM4 32V33H2V32ZM7 31V32H6ZM31 31V32H30ZM145 31V32H146ZM153 31H151L152 33H153ZM189 31V32H188ZM258 31V30H257ZM72 32V33H71ZM142 32V33H143ZM147 32H146V35H148L147 34ZM148 32V33H149ZM164 32H165V30H164ZM186 32H188V38H190V39H187V33ZM200 32H202V33H200ZM209 32H210V34H209ZM259 32L260 33H262V31H258V34H259ZM151 33V34H152ZM162 33V34H161ZM190 33H193L194 34V31L193 32H190ZM212 33L214 34V35H212ZM145 34V33H144ZM154 34V33H153ZM168 34V33H167ZM182 34V35H181ZM186 35V36H184V35ZM258 34H255V35H257V37L255 38V39H253L254 41H258V42H254L252 39V41H253V44H252V41H249V43H248V46L250 47V46H252L255 50H257V51H255L256 53H258V56H257V54H256V56L257 57H253L254 59L252 60V56H253V54L255 53H253L252 54V52L251 51H253L254 49L251 47V48H249L250 49V56L249 55H247V53L249 54V52H246V51H244V53L246 52V56H247V58L250 60V61H252L251 62V64H250V61H248V59H247V61L249 62V64L247 63V65H248V69H247V66H246V75L244 74L243 75V78H244V76L246 77V76H249L250 78H249V80H251V82L248 80V77H246L247 79L246 80H248V81H246L245 80V78L243 79L244 81H246L245 82V84L247 83V85L245 86L246 87V89H253L252 88V85L254 84V83H256V85L258 84V86L257 87H254L255 85H253V87H254V89H253V91L252 92H254V91H256L255 93H256V96H254V97H256L257 99H260V95H261V98H264V94H263V89H262V92H260L261 94L260 95H257L258 94V91H260L261 90V88H260V86L263 88L264 87V82H254V83H252L253 82V80H255V78L258 76L257 74H258V71H259V69H260V72H264V67L262 66V62L260 63V60L262 61L263 60V58L261 59V57L262 56H264V53H263V51H264V49H263V47L261 48V44H263L262 42H264V40H263V36H264V33H262V34H259L260 36H258ZM2 35V36H1ZM169 35H170V33H169ZM196 36H198V33L197 34H195ZM205 35V34H204ZM168 36V35H167ZM212 36H214V37H216V38H213ZM151 39H150V38ZM180 37L182 38V37H184V39H181L180 40ZM186 38V39H185ZM205 38L203 39L204 41H205ZM209 38V39H208ZM213 38V39H212ZM259 38H261L260 40H263V41H259ZM153 39L155 40V41H153ZM198 39V38H197ZM178 40H180V42L182 43V44H184L185 46L184 47H181L182 45H180V43L179 42H177ZM183 40H188L187 42H189L190 40V42L189 43H187L186 41H184L183 42ZM194 40V41H193ZM210 40V41H209ZM16 41V40H15ZM176 41V42H175ZM193 41V42H192ZM203 41V42H204ZM14 42V41H13ZM209 42H210V44H209ZM214 42V43H213ZM251 42V43H250ZM260 42V43H259ZM3 43V44H2ZM150 43H152V44H150ZM148 44H150V46L148 45ZM160 44V43H159ZM168 44H170V45H168ZM251 44V45H250ZM12 45V44H11ZM174 45H177V47H175ZM180 45V46H179ZM206 45V46H205ZM253 45H255V46H253ZM256 45H257V47H256ZM164 46H167V47H164ZM171 46V47H170ZM178 46H179V48H178ZM211 46V47H210ZM262 46H264V45H262ZM150 47V48H149ZM171 48V49H169V48ZM173 47H175V49L173 48ZM214 47V48H213ZM40 49H42V47H39ZM151 48H156V49H151ZM161 48V47H160ZM172 48H173V50H172ZM178 48V49H177ZM260 50H259V49ZM34 49H38V48H35L34 47ZM39 49V51H33V50H30V51H32L31 53H29V55H28V68H35V66H38L39 65V67H36L35 69H39V70H37L38 71V73L36 74V70L34 71V70H32L31 71V69H28V71H30L31 73L34 71V73H32V75L34 76V74H36V76H35V78H34V80L32 79V81L30 82L31 84V87H32V89H33V91L34 92H36L35 94H37V95H39V97H41V99H42V97H46V98H48V97H50V98H52V100L54 101V102H57V101H59L60 100V102H61V100L63 101V103L65 104V106H64V108L62 107V109H61V107H59V108H56V109H47L46 107V110L44 109V111L42 112V102L40 103V109H39V113H37L36 115H34V116H29V117H24V116H18L16 113H15V110H13V109H10V107H9V99H10V97H12L14 94H15V92H14V90L16 91V89H18L19 90V88L21 87V86H11V85H9V84H6V83H4V82H2V81H0V112H2V113H6L8 116V118H9V120H10V122L12 123H14L15 124V126L17 127V129H18V131L20 132V140L22 139L23 141H24V143H26V145L28 146V147H30V149H27L26 147L24 148V149H27L28 151H29V153H30V155L29 154H26L27 156H24L23 157V160H24V162L23 161H21V159H17L16 160V164H15V166L16 167H18V168H20L19 170H18V173L19 174H21V175H24V174H26V176H27V178H28V180H25V182H23L22 183V185L19 187V196L16 198V199H18L19 200V202H20V204L22 205V206H24L28 211H27V215L26 216H22V218H25V220H26V222H28V223H33L34 225H35V223H39L40 225H42L43 223H49V224H51V225H54V232H55V234H56V239H57V244H61V243H65L64 244V246H65V251L63 252V254H57V253H54V250H53V252L52 251H47V252H43L42 253V250L41 251H39V252H37V256H34V257H32V253L35 255V251H33L32 250V248H30V246H26V245H24V244H21L19 241H18V239H17V234H5V236H4V238L6 239V243H5V249H6V252H4V255H9V254H12V253H10V252H15V251H17L18 252V258L20 259V263H23V264H36V263H39V264H42V261H43V259H42V255L44 256V257H46L47 258V260H45L44 262H46V264H91V263H93V264H99V262H96V261H100V264H196L197 262H199V261H202V262H205V263H207V264H209V263H211L212 261H213V259L212 258H209L208 256H207V253L208 252H210V250L212 251V250H219V248H220V245L216 242V241H214V240H212L211 238V236H206L205 234H207V233H209V228L208 229H206V231L204 230V228H206V225L205 224H203V223H205V222H201L200 221V215L201 216H204L205 217V219L206 218H208V214H209V217L211 218L212 217V213L210 214L209 212H207L208 214L205 216V212L206 211H208L209 209V211H211L212 209H214V207L211 209L210 207H209V205L210 206H212L211 204H212V201H213V203H216L217 202V204H218V202L219 203H222V204H218L217 206H219V207H216V209L217 210H214V211H216V212H213V217H216V215L217 216H224V213L226 212V214H225V216L226 215H231V213L230 212H232V217L234 216H236V215H238L239 217H240V215H241V213L243 214V213H245V214H247L248 213V211H245V212H243L242 210L244 209H242V207L241 206H239V205H242V203L243 202H240V201H238V202H236V201H234L237 197H233V195L231 194V192H229L230 193V195L232 196H230L229 197V195L227 196L224 192H226V188H231V186H233V188H234V185H238L237 183H245L246 184V182H247V180L244 182L243 181V179H242V181L241 182H239L238 180H236V182H235V179H238V178H241V176L243 177V175H244V177H249V175H250V173L252 174V178H250L251 177V175H250V179L248 180V183L249 184H254V186L251 184V186L253 187V188H255V184H256V182H257V180H258V177L260 176V175H258L259 173L257 172V170H258V168L256 169V167H255V164H253V159H252V163H251V170L252 171H250V168L248 169L247 168V170H249L250 171V173H249V175H246L245 176V168L246 167H249L248 165H246V167L243 169V167L245 166V164H244V162H243V158L241 159V156L239 157L241 160H240V162H242L243 163V165L241 166L240 165V167H242V168H240V170L242 169V172L241 171H238V173H243L242 175H238V173L236 172V174H237V178H236V174H235V172H233L234 174H235V176L234 175H232L233 173H231L230 174V177L232 176V178H235V179H232V180H234V181H231V182H227L226 183V185L227 184H229V183H231V184H229L228 186H226L225 185V183H224V185H222L221 184V177L223 176V174H224V176L227 174V172H225V169L223 170L224 172H222V166H224L225 168H228V170H226V171H229V169H231V168H229L230 166L231 167H233L235 164H233V166L231 165L232 164V162H231V164H230V166H228V167H226L225 166V164H222V163H220V160L221 159H224V160H227V159H229V157L227 158V159H225L224 157H226V155L228 154V150H227V152L224 150V152H223V150H222V152L224 153V156H222L221 155V158H220V156H219V162L217 163L216 161L217 160H214V162H216L217 164H219L220 166H221V164H222V166L219 168L218 167V165L216 166V167H218V168H216V167H214L213 165H212V167H213V172H211L210 173V171H212V167H211V163H207V162H209L211 159H208L207 160V158H204V160H203V162L204 161H206L205 163L207 164V166H209V168H211L210 169V171H209V169L207 170V166H206V164L205 163H201V161H200V164L198 165V163H199V161L197 162H195L197 165V167L196 166H194L193 168H192V165H191V162H186L187 164H189L191 167L190 168H192V169H189L188 167L187 168H181L179 171H177V173H174V172H172V170L174 171V167H173V165H174V163L175 162H177V161H175V160H178V159H180V157H177L178 155V152L179 151H181V149H183V151L184 152H186L187 150H188V148H189V145H185V143L183 142V139H184V137H182V135H184V131L185 130H187V129H185V130H183V127L184 128H192V127H194L193 125H197L198 123H200V122H198V121H193L194 120V118H193V110H195V108L197 107V106H199L198 105V100H196V98L192 95H189L191 98H192V104H191V102L189 103V96L187 97V98H189V99H187L186 98V101H188L187 103H186V101H185V99H184V101H185V103H186V105L187 104H189L190 106V108L189 107H187V108H189V111H192V112H190L191 114H188L189 112L187 111V109H186V111L188 112V113H186L185 112V109L182 111V110H179L180 111V113L179 114H181L182 115V112L185 114V115H183L185 118L188 116V115H190V116H188V120L190 119V117L192 116V118H191V120L195 123H192V121L190 120V122L193 124V125H191L188 121H187V124L189 123V127H187V125H186V127H185V125H184V123H185V121H184V123H183V120L185 119V118H182V117H180L179 116V114L177 113V112H179V111H177L176 112V114L177 115H175V113L174 114H172V113H169L168 111L170 110V108H172L171 110H172V112H173V110H174V112L176 111V109H174L173 107H170L169 106V109H168V105L167 104H169V103H171L173 106H175L174 105V103H176L178 100H176V102H173V101H175V99H178V97L177 98H173V95L175 94L174 92H176V90H173V91H171V89H168V85H165V84H162V82H160V81H158L157 83H156V81H157V79H155V77L153 76V77H151L150 79H151V81L150 82H152L151 84H154L155 85V87H154V85L152 86V92L154 93L155 91L157 92V93H155V94H152L153 96H152V99H154V100H157L158 98H157V94H161V93H163V94H161V95H158V97H161L162 98V102H160V100H161V98H159V101L157 100V101H155V102H159L160 104H158V106H157V104H156V106L157 107H159L160 108V106L162 107V109H166L165 111L164 110H162L161 108V110L159 109V108H156V107H154V105H155V102H154V100H151V101H153V103L154 104H152L151 103V106H152V125L153 126H155L156 127V122H155V117H156V121L157 120H161L162 121V123H163V121H165L166 122V120L164 119H162L161 117H163V118H169V115H174V116H179L180 118H182V120L181 121H179L180 120V118H178V121H177V118L176 119H174L173 118V116H172V118H171V116H170V118L172 119V121L171 120H169L168 118H167V121H169V123L168 122H166V123H168V125H166V123L165 124H163V125H166V130L168 129L167 127H171V126H173V127H171V129L173 128L174 130V132L173 131H171L170 132V127H169V131H167L166 132V130H163V129H165V126L163 127V126H157L156 127V129L157 128H159V129H161V132H160V134H159V136L158 137H160L159 138V144H160V147H161V149L162 148H164V146H165V143L167 144L166 145V147H167V149L166 148H164V150L162 151L163 153H165V151L167 152L168 150H170L172 147V144H173V148H175L174 147V144H176V145H180V144H182V142H183V146L182 145H180L181 146V148H179V145H178V152L176 151V149L177 148H175V151L177 152V154H176V156H175V153H174V151L172 152L174 155H173V157L170 155V154H167V157L166 156H164L163 155V158L166 160V158H167V160H168V155H170L171 157H170V159L172 158V160L173 161H175V162H173V164H171V162H169L168 163V166H169V168H170V170H171V168H172V170H171V172H172V175L173 176H171V178H169V179H171V181H169L168 182V179L165 181V180H163V179H161L162 181H161V186L162 185H164L165 187H161L162 189H161V191L162 192H167L168 190L170 191L169 193H165L164 192V197H162L163 196V193H161V195L159 194V192H161L160 190H159V192L157 191L160 187H157V184H156V187H157V189L156 188H154V186H155V183H156V181H155V179L157 178H155V177H153L152 178V183H153V186L151 185V184H146L145 183V180H143L142 181V179H141V181H139L140 179H138V178H134V177H137L136 176V174H133V175H131L130 176V178L132 179H125V180H123L120 184L118 183V182H116L118 179H119V172L118 173H116L117 171H118V169L119 168H116V170L114 171V169H115V167H117L116 165L114 166V164H113V162H115V160L113 159L114 157L110 154H107V155H109L108 157H107V155H106V159H107V161L109 160V161H111V162H106V163H108L109 164V166L106 164H104V162H105V160H104V158L102 157V152H100V153H98V150H96V151H94V150H92V149H89L88 147L87 148H84V146H83V142H85V139H86V137L88 136V133H89V129L91 130V126L88 124V116H89V111L87 110V106L85 105V103L83 104V102L81 103V101H80V103H79V98L78 97H80L79 95L78 96H76L74 99L72 98V95H73V91L75 90V89H77L76 90V93L78 92V90H80L79 91V93H81L82 94V98L84 99L85 97H86V95L88 94V88H89V83H90V80H89V77L88 76H86L85 74H84V76L82 77V79L80 80V86H76V84H75V81H76V79H70L69 78V76H68V78H67V80H65L64 82V84L63 85H61L62 83H58V84H56V85H54V86H52L53 88L51 89V90H47L46 89V87H45V85H46V81L48 80V75H47V77H46V75H44V78H43V76H42V68H41V66H42V58H41V53H42V50H40ZM168 49V50H167ZM210 49H211V52H210ZM249 49L247 50V51H249ZM252 49V50H251ZM172 50V51H171ZM176 50H177V52H176ZM179 50H181V49H179ZM40 51H41V53H40ZM168 51H171V52H168ZM141 52H143V51H141ZM167 52V53H166ZM186 52V53H185ZM259 52L260 53H263V55L262 54H259ZM26 53V52H25ZM28 53V52H27ZM34 53H36V54H34ZM171 53V54H170ZM196 53V54H195ZM214 53H218V54H220V55H218V54H214ZM32 54V55H31ZM155 54V55H154ZM168 54V55H167ZM176 54V55H175ZM211 54H213V55H211ZM252 54V55H251ZM40 55V57H39V59H37L38 58V56ZM140 55H142V53L140 54ZM149 57H148V56ZM199 55V56H198ZM218 55V56H217ZM261 55V56H260ZM32 56V57H31ZM166 56V57H165ZM171 56V57H170ZM179 56V55H178ZM212 56V57H211ZM216 57V58H218L219 57V59H216V58H214V57ZM260 56V59L258 58ZM21 57H22V55H21ZM24 57H27L26 55H24ZM24 57H22L23 59H24ZM35 57V58H34ZM37 57V58H36ZM141 57V56H140ZM169 57V58H168ZM174 57V58H173ZM220 57H222L224 60H225V58H228V60H226L225 61V63L227 62V66H226V64L224 63V65L227 67V70H229V71H227V70H225L226 68L223 66V63L221 62V61H217V60H220ZM34 60H33V59ZM41 58V59H40ZM54 58V59H53ZM167 60V62H166V60ZM175 59L174 61H172L173 59ZM197 58V59H196ZM221 58V60L224 62V60ZM27 59V58H26ZM36 59L37 60H41L40 62L38 61V62H35L36 61ZM171 59V60H170ZM181 59V60H180ZM258 60L257 61V64L258 63H260L261 64V66H260V64H256V60ZM189 60H187V61H189ZM29 61H31V62H29ZM34 61V62H33ZM84 60H82V62H83ZM165 61V62H164ZM171 63H170V62ZM254 61H255V64H253L254 63ZM264 61V60H263ZM24 62V61H23ZM22 62V63H23ZM143 64H144V62H145V60H144V62H143V60L141 61ZM220 62V63H219ZM229 62V63H228ZM38 64V65H31V64ZM161 63V64H160ZM166 63V64H165ZM167 63L168 64H170L169 66H166L167 65ZM176 63V64H177ZM194 63H195V65H198V66H195L194 65ZM1 64H2V60L0 59V66H1ZM25 64V63H24ZM31 66H30V65ZM162 64H165V65H162ZM175 64V65H176ZM221 64V66L219 67V65ZM263 64H264V62H263ZM27 65V64H26ZM41 65V66H40ZM160 65H161V67H160ZM193 65V66H192ZM231 65V66H230ZM251 65H255V67H254V69H252V70H254V71H252V73H254V72H256V73H254V74H252V73H250V69H251ZM251 66V67H250ZM256 66H258V68L256 67ZM223 67H224V70L225 71H227L228 73H226L225 71H221V70H219L220 68L223 70ZM228 67H230V68H228ZM250 68V69H249ZM158 69V70H157ZM232 69V70H231ZM257 69V70H256ZM217 70H219V73H217L216 71ZM256 70V71H255ZM155 71H157V72H155ZM161 71V72H162ZM177 71V73H179L180 72V70L179 69H177L176 70ZM190 71H191V73H190ZM235 71V72H234ZM229 72H231V74L229 73ZM245 72V71H244ZM197 73V74H196ZM217 73V74H216ZM235 73H237L236 74V77H235ZM160 74V73H159ZM199 74V75H198ZM249 74H251V75H249ZM264 74V73H263ZM39 75H41L40 77H39ZM214 75H216V76H214ZM233 75V76H232ZM256 75V76H255ZM259 75H261V74H259ZM253 76V77H252ZM262 76V75H261ZM261 76H258V77H261ZM264 76V75H263ZM263 76L261 77L262 78V80H263ZM51 77V76H50ZM255 77V78H254ZM158 78V77H157ZM186 78H187V80L188 79H190L189 78V76L186 74ZM185 78V79H186ZM199 78V79H198ZM254 78V79H253ZM260 78V79H261ZM58 79V78H57ZM56 78H55V80H57ZM156 81H155V80ZM260 79L259 78H256V81H260ZM50 80H53V81H55L54 80V78L52 79V78H50ZM158 80H160V79H158ZM187 80H186V83H187ZM198 80H200V81H202V82H200V81H198ZM234 81L233 83L234 84H232V81ZM60 80H58V82H59ZM191 81V80H190ZM196 83H195V82ZM160 82V83H159ZM189 82V81H188ZM231 82V83H230ZM240 82V83H239ZM56 83H57V81H56ZM185 83V84H186ZM219 83V84H220ZM250 83V84H249ZM160 84V85H159ZM162 84V85H161ZM250 85H251V87H250ZM263 85V86H262ZM164 86H166L165 88H166V91H170L169 92V94H166V93H168V92H166L165 91V93H164V90L165 89H163L162 90V88L164 87ZM187 86H189V85H187ZM215 87V89L217 88L216 86L217 85H214ZM18 87V88H17ZM157 87V88H156ZM224 87H226V88H228V93L226 92H224V91H226L227 89L226 88H224ZM162 90H160V89ZM170 88V87H169ZM189 88V87H188ZM230 88V89H229ZM237 89V90H234V89ZM260 88V89H259ZM154 89H155V91H154ZM157 89H158V91H157ZM218 89V88H217ZM257 89H258V91H257ZM218 90V91H219ZM232 90V91H231ZM160 91V92H159ZM219 91V92H220ZM240 91L241 90H239V94H234L233 95V98L235 99V98H237V97H239V98H237V101H239V103L237 102V101H234V102H232L233 104L235 103V105H233L231 102L229 103V104H227L226 105V103L228 102V101H226V103L224 104L226 107H227V109L229 108L230 109V107H231V111H234V110H232L233 108H232V106H234L235 108L237 107V105L236 104H238V106H241L240 104ZM178 92V91H177ZM220 92V93H221ZM233 92V93H232ZM164 94H166V95H164ZM170 94H171V96H170ZM230 94V93H229ZM228 94V95H229ZM230 94V95H231ZM163 95V96H162ZM177 95V94H176ZM224 95V96H225ZM227 95V96H228ZM237 95V96H236ZM263 95V96H262ZM157 98H155V97ZM165 96V97H164ZM232 96V95H231ZM258 96H259V98H258ZM230 97V96H229ZM167 98H168V100H167ZM172 98V99H171ZM57 99V100H56ZM164 99H165V101H164ZM174 99V100H173ZM239 99V100H238ZM257 99H255L254 100V103H258V105L260 104V106L262 105V107H264V101L262 102L261 100V102H259V101H257L256 102V100ZM169 100H172V102L171 101H169ZM181 100H183L182 99V97H181ZM181 100H179L178 102L180 103H178L179 105H181ZM191 100V99H190ZM225 100H226V98H225ZM228 100V99H227ZM236 100V99H235ZM264 100V99H263ZM25 101H26V103L28 104V100H26L25 99ZM164 101V102H163ZM168 103H167V102ZM196 101V102H195ZM230 101V100H229ZM167 104H166V103ZM183 102V101H182ZM194 102V103H193ZM163 103H165L166 105H164ZM262 103V104H261ZM59 104V103H58ZM232 104V106H230ZM79 105H82L81 106V108H79L80 106ZM163 105V106H162ZM185 104H182V107L183 108H186L185 106H184ZM195 105V106H194ZM167 107V108H166ZM175 107H178L179 109L181 108L180 106H175ZM154 108L156 109V110H154ZM177 108V109H178ZM239 109V111H240V107H238L237 108V110ZM158 110V111H157ZM170 110V111H171ZM162 113H161V112ZM166 111L168 112V116H166L165 117V114H166ZM182 111V112H181ZM154 112H156V113H154ZM235 112H236V110H235ZM164 113V114H163ZM238 115H237V114ZM236 113H234V114H229V115H232L233 117H228L229 119H227V120H230L229 122H231V120H232V122H237V123H239V121H241V123H243L244 121H243V117H241V119L239 120V118H238V116H239V114L240 113H238V112H236ZM158 114H160L159 116H160V118H159V116H158ZM235 114H236V116H235ZM45 115V117H43ZM52 115H53V118H54V116H55V118H58V121L56 122V123H58L59 125H60V123H61V125H63L62 127L61 126H59L58 125V128H59V132L58 133H60V127L62 128V130L61 131H63V133H61L60 134V136L58 137V139L57 140H55V141H62V140H65L64 138H69V139H66V140H69V141H67L68 142V146L66 145V149H67V153L69 154V155H66V156H68L69 158H67V160L69 159V161H67L66 160V157H64V158H62L61 160H64L65 159V161H62L61 162V160H59V163L61 164V166H64L63 167V169H62V167L60 168V164H58V162L56 163V166L58 167V169L61 171V170H63V171H61V172H58L59 170L57 169V167L55 168L54 166V164H52L53 163V161H50V159H51V157H48V154H46V153H43V155H42V144H41V141H42V135H47V136H50L49 135V133H47V132H50V131H48L47 130V127H49V129H51V128H53V124L55 123V119L53 120V118L51 119V117H52ZM61 115H62V117H61ZM156 115V116H155ZM68 119V121L66 120V118ZM65 118V120H64V118ZM236 117V118H235ZM50 119V121L51 120H53L52 122H54V123H52V122H50V121H48ZM43 120V121H42ZM45 120V121H44ZM46 120H47V122H46ZM57 120V119H56ZM62 120V121H61ZM227 120L225 121V123L227 124ZM239 120V121H238ZM63 121H64V123H63ZM161 121H157L158 123H160ZM42 122H45V123H48L49 124V126H47L45 123H43L42 124ZM172 122V123H171ZM175 122H177V123H175ZM183 123V127L182 126H180V123ZM12 123V124H13ZM55 123V124H56ZM67 123V124H66ZM162 123H160V124H162ZM237 123H236V125H237ZM88 124V125H87ZM160 124H157V125H160ZM174 124V125H173ZM176 124V125H175ZM220 124H223V123H221L220 122ZM229 124V123H228ZM228 124H227V126H228ZM233 124V123H232ZM191 125V126H190ZM216 125H218L217 126V129L219 130V124H216ZM234 125H235V123H234ZM42 126H43V128L44 127H46L45 129L46 130H42ZM65 126H66V128H65ZM67 126H68V128H67ZM82 126V127H81ZM85 126H88L87 128L85 127ZM149 126H150V123H149ZM176 126V127H175ZM178 126H180V127H182V128H180V127H178ZM199 126V125H198ZM198 126H195V127H198ZM226 126V125H225ZM253 126V125H252ZM51 127V128H50ZM71 127V128H70ZM90 127V128H89ZM176 128V130H177V128H179V130H177L178 131V133L179 134H177V132H176V130H175V128ZM194 127V128H195ZM231 127H232V125H231ZM230 127V125H229V128L228 129H230L231 128ZM239 127V126H238ZM57 128V129H58ZM69 128H70V130H71V132L69 131ZM75 128V129H74ZM83 128V129H82ZM214 128H216V127H214ZM222 128V129H221ZM221 131H222V133L225 131V129L227 128H224V126H221ZM237 128V126L236 127H234L233 129L231 128L230 130H231V132L227 129L226 130V132H224L223 134L222 133H219V131L216 129V131H213L214 133H216V136H214V133H212V135L214 136V138H216V137H218L217 136V134L219 135H222V137L224 136V139L226 140V142H227V139H229L228 141L230 142L231 141V143L234 141L235 143H237L236 141L237 140H233V139H236V137H238V136H234L233 135V133L232 132H234V134H236V133H238L237 131H234V129H236ZM54 130L56 129V126L54 125V128H53ZM64 129V130H63ZM68 131H67V130ZM86 129H88L87 131H86ZM237 130V129H236ZM47 131V132H46ZM56 131V130H55ZM65 131V132H64ZM67 131V132H66ZM159 131L160 130H158V133H159ZM165 132V133H169V134H171V133H173V134H171L170 135V137L171 138H169L168 136H169V134H167L168 136H166L165 134H163V132ZM227 131H228V133H227ZM42 132H44L43 134H42ZM51 132H53V131H51ZM69 132H70V134H69ZM73 132V133H72ZM85 132H86V134H85ZM230 132V133H229ZM55 133V132H54ZM54 133H52V136L53 135H57V132L54 134ZM69 135H68V134ZM158 133H157V135H158ZM180 133H182L181 134V136H179L180 135ZM62 134L64 135V136H62ZM226 134H229V135H226ZM263 134V135H262ZM45 135V136H46ZM55 135V136H56ZM67 135V136H66ZM173 135H174V137H173ZM261 135L262 136H264V132H262L261 133ZM44 136V137H45ZM51 136V137H52ZM61 136L62 137H64L63 139H60L61 138ZM66 136V137H65ZM165 136V137H164ZM177 136V137H176ZM182 137V140L180 139L179 140V137ZM213 136H210V137H212V141H213ZM226 136V137H225ZM233 136L235 137V138H233ZM178 139V142L176 141V143L174 142L175 141V139L176 138ZM220 137V136H219ZM218 137V138H219ZM228 137V138H227ZM24 138V139H23ZM46 138V140H47V137H45ZM172 138L174 139V143L172 142V141H170L171 142V144H170V142H168L167 143V141H168V139L170 140H172ZM218 138H216V140H214L213 142H211V141H209L210 142V144H208V145H206V147H204L203 146V149H205L206 148V151H208L207 149H209L210 147H213L212 148V150H214V148H216V146L217 145H214V144H218ZM48 139H50V138H48ZM55 139V138H54ZM186 139V138H185ZM184 139V141L186 142V141H188V140H185ZM199 139L200 140H204V136L203 135H199ZM223 139V138H222ZM223 139V141L222 142H224L225 140ZM52 140V139H51ZM50 140V141H51ZM65 140V141H66ZM83 140V141H82ZM86 140H88V139H86ZM218 140V141H217ZM221 140V139H220ZM48 141V140H47ZM208 142V143H209ZM217 142V143H216ZM220 142V141H219ZM23 143V144H24ZM81 143H82V145H81ZM228 143V142H227ZM230 143V144H231ZM169 144V145H168ZM186 144H189V143H187L186 142ZM224 144V143H223ZM25 145V144H24ZM41 145V146H40ZM185 145V146H184ZM209 145H210V147H209ZM212 145H214V146H212ZM232 145H233V143H232ZM232 145H229V146H232ZM235 145V146H234ZM233 146L234 147H236L237 145L236 144H234ZM104 146L106 147V143L104 144ZM229 146H226V147H229ZM22 147H24L23 145H22ZM22 147H21V149H22ZM84 148L85 150L87 149V151H88V149H89V152L90 153H92V154H90L89 152H87V151H85V150H83L82 148ZM104 147V150L106 149ZM207 147H209V148H207ZM219 147H223V146H221V145H219ZM238 147V146H237ZM32 148V149H31ZM34 148V149H33ZM187 148V149H186ZM218 149V150H217ZM232 149V148H231ZM186 150V151H185ZM219 150H220V152H221V149H219L218 147L216 148V151H218L219 152ZM94 151V152H93ZM183 151H181V152H183ZM190 151V150H189ZM210 151H211V148H210ZM210 151H208V153L210 152ZM216 151H211V152H213L214 154H216L217 152ZM233 151L234 150H232V153H231V151H230V153H231V155H233ZM238 151H239V149H238ZM32 152H34V153H32ZM201 152H202V154H205L206 155V157H207V155H209V157L210 156H212L211 154L212 153H210V154H208L207 152L205 153L204 151H202L201 150ZM204 152V153H203ZM220 152H219V154L218 155H220ZM227 154H226V153ZM236 152V151H235ZM108 153H109V151H108ZM169 153H170V151H169ZM188 153H190V152H188L187 151V155L185 156V158L188 156ZM44 154H46V156H44ZM95 154V155H94ZM101 154V155H100ZM104 154V153H103ZM184 154V153H183ZM213 154V155H214ZM226 154V155H225ZM240 154V153H239ZM34 155V156H33ZM179 155H181V154H179ZM235 155V154H234ZM238 155V154H237ZM236 155V156H237ZM44 156V157H43ZM103 158H101V157ZM104 157H105V155H103ZM111 156V158L110 159H108L109 157ZM174 156H175V158H174ZM229 156H230V154H229ZM208 157V158H209ZM27 158V159H26ZM178 158V159H177ZM185 158H183V159H185ZM210 158H212V157H210ZM218 158V157H217ZM216 157H214V159H217ZM237 158H238V156H237ZM239 158H238V160H239ZM101 159H102V161H101ZM164 159H163V161H164ZM169 159V160H170ZM175 159V160H174ZM182 159V158H181ZM182 159V160H183ZM206 159V160H205ZM232 159V158H231ZM47 160V161H46ZM52 160V159H51ZM182 160H178V162H179V164H182L183 162H184V160H183V162H182ZM186 160V159H185ZM188 160V159H187ZM213 160V159H212ZM224 160H222L223 162H224ZM69 162L68 164H66V166L67 165H69L68 167H66V169H65V163L64 162ZM70 161H71V166H73L74 165V167H70ZM171 161V160H170ZM182 163H181V162ZM192 161V160H191ZM232 161H234V160H232ZM236 161V160H235ZM27 162H28V165H27ZM45 162H47V163H49V164H47L46 165V163ZM51 162V163H50ZM66 162V163H67ZM101 162H102V164H101ZM193 162H194V160H193ZM193 162H192V164H193ZM229 162H230V160H229ZM229 162L228 163H226V164H229ZM166 163V162H165ZM165 163H162V165L163 164H165ZM195 163L193 164V165H195ZM225 163V162H224ZM234 163V162H233ZM241 163V164H242ZM110 164H113V168L112 167H110ZM115 164H117L116 162H115ZM202 164L203 165H205V166H202ZM213 164V163H212ZM238 164V163H237ZM237 164L235 165V167L234 168H236L237 167ZM49 165V166H48ZM51 165V166H50ZM52 165H54V166H52ZM108 166L109 167V169H107V168H104V169H107L105 172H104V169H102L103 167L102 166ZM176 165H177V163H176ZM184 165H185V162H184ZM188 165V166H189ZM166 166H167V163H166ZM167 166V167H168ZM175 166V165H174ZM187 165H185V167H186ZM203 167V168H201V167ZM73 168V170H75V171H70V170H68L69 171V173L71 174H69L66 170L68 169V168ZM163 168H161L160 166L158 167L159 168V172L161 173L160 174V176L159 177H161L162 178V176L164 175V173H165V169L164 168H167V167H165V165L164 166H162ZM28 168H33L34 170H35V172H33V174H35V173H37V177H39L38 179H37V177H35L36 179H35V181H33V182H31L30 181V175H29V170H28ZM45 168V170H46V168H47V171L48 172H50V173H48V177H49V179H51V180H49L50 182H46V184L48 185V187H45V188H43V187H41L42 186V172H44V170H42V169H44ZM74 168H77V169H79V170H82V171H84V169L83 168H86L85 170L86 171H84V173H79L80 175H77V173L79 172L78 170H76V169H74ZM89 168H92L91 170L89 169ZM93 168H94V171H93ZM96 168H98L97 170H96ZM39 169V170H38ZM52 169V170H51ZM57 169V171H55ZM103 170V172H104V176L106 177V175H108L107 177H111V175L110 174H112L113 176V180H115V182L113 181L112 182V184L111 185H115V186H117V189L116 190H112V188H109L108 189V187H106L105 186V189L103 188L104 186H102V187H100V190L98 191V192H94L93 190H92V188H91V185H90V182H89V180H90V178H91V174H93V175H97L98 174V172H99V174L100 173H102V171H100V170ZM111 169H113V170H111ZM137 169V172H139V171H141V170H151L152 168H136ZM179 169V168H178ZM205 169H206V171H205ZM88 170H90L91 172V174L89 175V177H88V174H89V171ZM108 170L110 171L109 173H107L108 172ZM175 170H177L176 168H175ZM214 170L216 171V172H218V173H216V172H214ZM236 170H239L238 169V167L236 168ZM244 170V171H243ZM46 171V172H47ZM78 171V172H77ZM114 171V173H112ZM204 171V172H203ZM230 171H233V168L230 170ZM230 171H229V173H230ZM248 171V172H249ZM255 171V172H254ZM46 172H44V173H46ZM54 172H58V173H54ZM65 173V176L63 175H60V173ZM75 172V174H73ZM87 172V173H86ZM208 173L209 174V176H207V175H204V173ZM252 172H254V176L256 177H254L253 176V173ZM43 173V176H44V178H46L47 176V174L45 175ZM94 173H96V174H94ZM105 173H106V175H105ZM174 173V174H173ZM258 173V174H257ZM50 174V175H49ZM52 174H54V175H56V176H54V175H52ZM67 174H68V176H70L69 177V180H68V182L66 181V182H62V181H64V179L65 178H67L66 176H67ZM83 174H85L86 175V177L85 176H82ZM222 174V176H220ZM246 174H247V171H246ZM62 176L61 177V179H59V177L60 176ZM72 175H75L74 177L75 178H73V176ZM92 175V176H93ZM110 175V176H109ZM168 175V174H167ZM169 175H170V173H169ZM258 175V176H257ZM46 176V177H45ZM78 176V177H77ZM134 176V177H133ZM206 176V177H205ZM223 176V177H224ZM240 176V177H239ZM40 177H41V181H39L40 180ZM48 177H47V179H48ZM54 177H56V178H54ZM57 177H58V179H59V182H58V179H57ZM65 177V178H64ZM106 177V178H107ZM111 177V178H112ZM219 177V178H218ZM227 177H229L228 176V174L226 175V178L224 177V179H227ZM254 177V178H253ZM76 178L78 179V180H76ZM82 178V179H81ZM86 178V179H85ZM111 178H109V180H112ZM73 181V184L71 183V180ZM105 179V178H104ZM134 179V180H133ZM138 179V180H137ZM158 179V178H157ZM223 179V178H222ZM231 178H229L228 180H230ZM252 179H255V180H252ZM257 179V180H256ZM65 180H67V179H65ZM75 180V181H74ZM81 182H80V181ZM108 180V178L106 179V181ZM108 180V181H109ZM137 180V181H136ZM215 180H217L218 181V183L220 184V186H219V184L216 186V182L217 181H215ZM251 180V181H250ZM138 181H139V183H138ZM165 181V182H164ZM254 181V182H253ZM76 182H78L76 185H74V183H76ZM83 182V183H82ZM166 182H168L169 184H170V186L168 187L166 184ZM222 182H224V181H222ZM251 182V183H250ZM81 183V184H80ZM117 183H118V185H117ZM145 183V184H144ZM148 183V182H147ZM164 183H166V184H164ZM206 183L208 184L207 185V187L205 186L206 185ZM214 183H216V184H214ZM234 183V184H233ZM44 184H45V182H44ZM80 184V185H79ZM83 184V185H82ZM143 184V185H142ZM168 184V185H169ZM211 184L213 185V186H216V187H219V190L218 189H216V187H214L213 188V186H211ZM243 185V184H241V185H243V186H245L246 187V185ZM248 184V185H249ZM257 184H259V180H258V182H257ZM39 185V186H38ZM73 185V186H72ZM78 185V186H77ZM211 187H210V186ZM60 186V187H59ZM61 186H65L64 187V189H62V187ZM80 186V187H79ZM166 186H167V188H166ZM251 186L249 185L248 187H250L251 188ZM256 186H258V185H256ZM172 187V188H171ZM202 187L204 188H207L208 190H209V188L208 187H210V188H213L214 189V191H216L217 193H220V194H216V192H214L212 189H210V192L208 193V191L206 192V193H208V194H206L203 190L204 189H202ZM225 188V190H224V188ZM164 188H166L167 190H164ZM233 188H231L232 190H233ZM247 188V187H246ZM249 188V189H250ZM43 189V190H42ZM172 189V190H171ZM223 191H222V190ZM248 189V188H247ZM248 189V190H249ZM252 189V188H251ZM46 190V193L44 194V195H42V193L44 192ZM62 190V191H61ZM153 190L156 192V193H154L153 194ZM211 190H212V193H211ZM252 190H254V189H252ZM172 192V193H171ZM39 193V194H38ZM214 193V194H213ZM223 193V194H222ZM168 194V195H167ZM212 194V195H211ZM216 194V195H215ZM249 194H253L252 195V197H251V195L248 197H246L247 199H245V200H247V201H254L253 200V198L255 199V201H259L258 202V205H259V203H261V204H263V202H264V197H263V195L264 194H260L259 195V197H258V195L256 194H254V191L253 192H250ZM153 195V196H152ZM159 195L161 196V197H159ZM219 195H221L222 197L220 198L221 199V201H219L220 199H219V197H217V196H219ZM227 196L228 198H226V200H225V196ZM151 196H152V198H151ZM214 196H216V197H214ZM158 197V198H157ZM257 197V198H256ZM157 198V199H156ZM162 200H161V199ZM214 198V199H213ZM224 198V199H223ZM234 198V199H233ZM252 198V199H251ZM258 198H260V199H258ZM263 198V199H262ZM150 199L151 200H158V202H159V207H160V205H162V204H164L163 206H161L160 208H164V207H166L167 206V210H171V209H168V208H172V207H170L174 202H176V205L174 206L175 208H178L179 207V205H178V202L180 203V207L178 208V212H177V209H175V211H174V213L173 212H171V213H173V214H171L172 215V217H174V218H184V217H187V216H189V217H192V216H194V217H196L197 216V219H199V221L202 223V225L204 226V227H201L200 226V224L201 223H199V221L197 220V223H198V225H199V228L201 227L203 230V232H205L204 234H203V232H199V231H191V233H192V235H190V236H188V238L185 240V237H184V239H182L183 237H180V233H179V231L177 230V229H169V223L166 221V218L165 219H163L162 220V224H161V226L160 227H158V228H154V229H152V228H147V229H145L144 231H138V230H135L134 228H133V226L135 225V224H139L138 222H139V220H141L140 218H142L141 217V215H140V213H141V210L146 206L145 204L148 202V204H149V201H150ZM160 199V200H159ZM169 199H170V201H169ZM227 199H228V201H230V203L229 202H227ZM233 199V200H232ZM258 199V200H257ZM166 200L168 201V202H166ZM172 200V201H171ZM175 200H177V201H175ZM223 200H224V202H223ZM234 202V203H232V201ZM143 201H145V202H143ZM163 201V203H161ZM167 204H166V203ZM171 202H172V204H171ZM208 202H210V203H208ZM2 203H4V206H6V205H8L7 203H6V201H2ZM142 203V204H141ZM143 203H145V204H143ZM237 203V204H236ZM148 204H147V206H148ZM166 204V205H165ZM168 204H170V206L168 205ZM175 204V203H174ZM173 204V205H174ZM260 204V205H261ZM138 205V206H137ZM144 205V207H142V209L140 208V206H143ZM214 205H216V204H214ZM232 206V208H235L233 211H232V208H231V210L228 208V206ZM257 205V206H258ZM177 206V207H176ZM224 206L226 207V209L224 208ZM223 207V208H222ZM240 209H239V208ZM244 207H245V205H244ZM252 207V206H251ZM259 207H263V205H261V206H259ZM228 208V209H227ZM236 208H237V210H240V211H236ZM253 208H255V207H253ZM251 209V212L253 213L254 211H252V210H254V209ZM242 209V210H241ZM256 209L259 211V209L256 207ZM261 209V208H260ZM264 209V207L262 208V210ZM143 210H148L146 207L143 209ZM218 210H220L219 212H218ZM227 210V211H226ZM257 210H255V212H257ZM30 211V212H29ZM150 213V211H147V213ZM176 212V213H175ZM212 212V211H211ZM240 212V213H239ZM263 212V211H262ZM145 212H143V214H142V216H147V213H146V215L144 214ZM214 213H216V214H214ZM234 213V214H233ZM239 213V214H238ZM260 213V212H259ZM203 214V215H202ZM223 214V215H222ZM249 214H251L250 213V211H249ZM248 214V215H249ZM254 214V216L255 217H259V219L261 218H263L261 221H263V224H264V216L262 215V213H260L261 214V216L260 215H258V216H256L255 214L256 213H253ZM263 214H264V212H263ZM169 216L170 214L169 213H164V216ZM170 215V216H171ZM252 215V214H251ZM243 216H244V214H243ZM253 216V215H252ZM120 217H127L128 219H129V221H126V222H124L123 224H121V225H119V224H114V221L115 220H118V218H120ZM199 217V218H198ZM237 217V216H236ZM241 217H242V215H241ZM246 217H247V215H246ZM202 218L203 217H201V220H202ZM249 218H252V217H249ZM256 219V218H255ZM255 219H254V223H253V221H252V224H255ZM258 219V218H257ZM247 220V219H246ZM245 220V221H246ZM202 221H204V219L202 220ZM241 221V222H240ZM239 221V223H245V224H247V223H249V221L251 222V220H247L248 222H242L243 220H240ZM9 222H10V220L9 219H7V220H4V222H3V229H6L7 228V230H8V227H10L11 226V224L9 225ZM257 222H260V221H257ZM18 223H20V221H18ZM261 223V222H260ZM242 224V225H243ZM262 224V225H263ZM247 225H249V224H247ZM247 225H243V226H247ZM259 225H261V224H259ZM258 225V226H259ZM251 226V225H250ZM253 226H255V225H253ZM252 227V226H251ZM262 227H264V225L263 226H261V228ZM255 228V227H254ZM244 229V228H243ZM245 229H248V226H247V228L245 227ZM256 229V228H255ZM254 229V231H256L257 232V230H255ZM257 229H259V228H257ZM198 230V229H197ZM199 230H201V229H199ZM249 230V229H248ZM261 230H264V229H261ZM253 230H251V232H252ZM1 232V231H0ZM210 232H212V230L210 229ZM242 232H244L243 234H245L246 233V231H242ZM249 232H250V230H249ZM250 232V234H248V233H246V234H248V236L246 237L245 235H243L242 237H241V239L243 238V240H241V242L240 241H238L239 243H237L236 241V243L235 244H233L234 242H232V244H233V246L231 247V245L226 249V248H224V249H226L225 251H224V249H223V252H228L227 253V256L228 255H230V254H232V255H234V254H237V253H239L240 254V249L241 248H243V247H245L246 245H247V243H249L250 242V240L249 239H247V238H249L250 236H251V234H252V236H254V232L253 233H251ZM190 233V234H191ZM199 233H201V234H199ZM260 234H263L264 235V231H263V233H260ZM260 234H259V236H260ZM205 235V236H204ZM255 236H256V234H255ZM258 236V234H257V238H255V239H253L254 240V242H255V240H259L260 238H258L259 237ZM211 237V238H210ZM264 237V236H263ZM262 238V237H261ZM249 241H247V240ZM250 239H252L251 237H250ZM263 240H264V238H262ZM261 239V240H262ZM252 240V241H253ZM260 240V241H261ZM41 241V240H40ZM60 241V242H59ZM65 241V242H64ZM258 241H256V243H257ZM260 243H262V242H260ZM258 244H259V242H258ZM257 244V245H258ZM245 245V246H244ZM256 245V244H255ZM256 245V246H257ZM260 245H262V244H260ZM258 248H260V246H258ZM72 253V254H71ZM2 255V254H1ZM238 255V254H237ZM95 257V262L94 261H92L93 259H94V257ZM224 256H226V254H224ZM223 256V257H224ZM234 256H236V255H234ZM92 257H93V259H92ZM230 257H231V255H230ZM238 257H239V255H238ZM238 257H236V258H238ZM83 259H84V261H83ZM86 259V260H85ZM90 259H92V260H90ZM24 260V261H23ZM90 260V261H89ZM81 261H83V263H81ZM89 261V262H88ZM92 261V262H91ZM221 261H222V259H221ZM220 261V262H221ZM85 262V263H84ZM110 262V263H109Z\"/></svg>",
    "mask_w": 264,
    "mask_h": 264
},
{
    "label": "snow or ice",
    "instance_id": "obj_3",
    "mask_svg": "<svg viewBox=\"0 0 264 264\" xmlns=\"http://www.w3.org/2000/svg\"><path fill=\"white\" fill-rule=\"evenodd\" d=\"M25 7H28V5H25Z\"/></svg>",
    "mask_w": 264,
    "mask_h": 264
}]
</instances>
